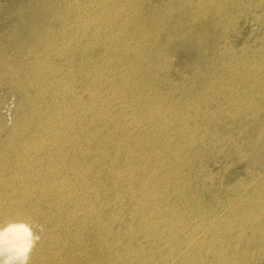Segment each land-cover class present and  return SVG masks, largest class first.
I'll return each mask as SVG.
<instances>
[{"label":"rangeland","instance_id":"1","mask_svg":"<svg viewBox=\"0 0 264 264\" xmlns=\"http://www.w3.org/2000/svg\"><path fill=\"white\" fill-rule=\"evenodd\" d=\"M51 1V2H50ZM65 1V2H64ZM75 1V2H74ZM84 0H71V6L69 4L68 1L66 0H0V50L4 53H8L7 54V57L6 58H11L13 60V62L15 63H19L18 61H24V59L27 57V56H30V54L28 52L32 51L29 47L30 45H33V46H37L38 43H40L39 40H41V38H46L45 39H49V40H52L53 38H56L57 34L56 33H60L61 31V27L59 25V21H57V24L54 22L55 20L59 19V20H68L70 22H72V25L74 24L72 20H76L78 21L80 19V22H82V24H85L86 23V26H87V30L85 31L84 34H87V38H83L81 39V37H78V38H74L71 36L72 40L71 42H66L67 46H69L71 48V51L72 54H70V56H67L64 61L67 62V64H69V67H68V70L67 71H64L63 70V65L60 63V57H57L55 58L56 56H53L50 52H47L48 54H40L39 51L37 50V47H34V52L37 56L41 55L40 57L41 58H45L46 60V66L43 65V69H47V65H51V68L48 67L47 69V83H44V86H47L48 87V90H47V94L44 92L43 96L41 97H38V99H40L39 101L37 100V104H36V110H39L41 111L40 113L35 111V110H32L33 114H31V109L29 108V106H27L26 104V101L24 99H18L21 95L19 94V91H16L14 90V88H16L15 84L12 83L11 80H9L8 78H0V137H9L10 135H14L12 134L14 130V127L16 126L17 122H19L18 120H22V114L24 113L25 114V118L27 119L28 118V121L31 120L32 118L34 119V121L36 122V125L37 128L35 127V129H37L36 132H39V133H34V134H40L42 132H44V129L47 130L45 132H48L50 134H57V136H60L61 138H68L70 140V144L71 143H77L80 139L79 137V134L83 135V133L85 132V134L87 135V137H89L90 135V141L93 140L92 142H97V144L93 143L92 145L98 147L99 149L101 150H104L106 151V154H110V157L109 158H106L107 160H104L106 162H104L102 165L99 164L98 166L100 167V170L102 172V176L101 178L103 179V187L100 189V191H98L97 189L95 190V192L102 197L101 199V203L104 204V208H103V215H105L103 217V222H106V223H109L110 222V219L112 216H114V212H116L115 214L117 215L118 213V217L120 215V219L124 218L122 221L127 224V225H124V223H122L121 225L114 222V224L112 225V230H113V236L116 237L118 240H115L114 238V241L117 243V244H120L119 245V248L118 249L119 251L121 250V255L124 254L125 250H124V247L125 246H128L131 244L133 245L137 252H139V250L142 253H146V257L144 256V258H138L135 257L139 260H136L138 262H140L141 264H152V263H155V264H192L194 261V264H220L221 262L223 264H225L227 262V264H264V248L260 249L261 247H264V211H262L264 209V203H262L264 201V0H223L224 2H222V0L218 1V0H201V3H200V0H97L96 2L94 1V4H95V7H93L89 2H84L82 3ZM106 3H105V2ZM147 1V2H145ZM208 3H207V2ZM213 1V2H212ZM216 1V2H215ZM230 1V2H229ZM234 1V2H232ZM242 1V2H241ZM244 1V2H243ZM47 2V3H46ZM74 2V3H73ZM79 2H80V5H79ZM129 2V3H128ZM142 2V3H141ZM157 2V3H156ZM165 4H164V3ZM170 2V3H168ZM198 2V3H197ZM206 2V4H205ZM211 2V3H210ZM219 2V3H218ZM227 2H229V7L232 6V7H227L228 4ZM236 2V3H235ZM240 2V3H238ZM247 2V3H246ZM41 5H40V4ZM97 3L99 5H97ZM104 5H103V4ZM111 3V4H110ZM120 3V4H119ZM125 3V4H124ZM153 3V5H152ZM167 3V4H166ZM175 3V4H174ZM187 3V4H185ZM189 3L191 5H189ZM213 3V4H212ZM222 5H221V4ZM34 4V5H33ZM90 4V5H89ZM107 6H106V5ZM116 6H115V5ZM159 4V5H158ZM160 4H163V5H160ZM174 7L173 9L172 6ZM204 4H205V8H204ZM208 4V5H207ZM211 4V5H210ZM247 6H246V5ZM261 4V5H260ZM32 5V6H31ZM66 5V6H65ZM140 5V6H139ZM152 5V7H151ZM167 5V6H166ZM170 5V7L168 6ZM184 5V6H183ZM195 5V6H194ZM199 5V6H198ZM214 5V6H212ZM224 5H225V8H224ZM238 5H239V8H238ZM257 5V6H256ZM260 5V6H259ZM27 6V7H26ZM56 6V7H55ZM84 7L86 6V11H82L80 13L79 10L75 9L74 7L76 8H81V7ZM89 8L92 6V9ZM99 6V7H98ZM104 9H102L103 7ZM106 6V7H105ZM112 6V7H111ZM116 8H115V7ZM118 6V7H117ZM163 6V7H162ZM187 6V7H186ZM208 6V7H206ZM245 6V7H243ZM34 7V8H33ZM98 7V9H97ZM114 7V9H113ZM122 7V8H121ZM124 7V9H123ZM134 9H133V8ZM143 7V8H142ZM150 7V9H149ZM159 7V9H158ZM181 7V8H179ZM190 7V8H189ZM195 7V8H194ZM202 7V8H201ZM211 7V8H210ZM220 7V8H219ZM241 7V8H240ZM28 8V9H27ZM96 8V9H95ZM108 10H107V9ZM111 8V9H110ZM155 8V9H154ZM199 8H200V11H199ZM213 8V9H212ZM215 8V9H214ZM233 8V10H232ZM245 8H248V9H245ZM252 10H251V9ZM95 9V12H93L92 14V11H94ZM110 9V10H109ZM121 9H122V12H121ZM149 9V10H148ZM168 9V10H167ZM176 9V10H174ZM184 9V10H183ZM189 9V10H187ZM203 11H202V10ZM209 9V11L207 10ZM211 9V10H210ZM223 12H221L220 11ZM230 9V10H228ZM239 9V11H238ZM242 9V11H241ZM255 9V10H254ZM258 9V11H256ZM29 10V11H28ZM70 10V11H69ZM74 10V11H73ZM119 10V11H118ZM125 10V11H123ZM128 10V11H127ZM136 10V11H134ZM140 10V12H139ZM162 10V11H160ZM164 10V11H163ZM174 13H173V11ZM187 10V11H186ZM207 10V11H206ZM244 10V11H243ZM54 11V12H53ZM68 11H69V14H68ZM88 11V12H87ZM103 11V12H102ZM152 11V12H151ZM154 11V12H153ZM158 11V12H157ZM172 11V12H170ZM196 11V13H195ZM198 11V12H197ZM206 11V12H204ZM220 11V12H219ZM225 11H226V15L225 14ZM235 11V12H234ZM248 11V13H247ZM53 12V13H52ZM75 12V13H74ZM111 14H110V13ZM113 12V13H112ZM119 14H118V13ZM131 12V13H130ZM134 12V13H133ZM136 12H138L140 15L136 14ZM147 12V13H146ZM167 12V14H166ZM183 12V13H182ZM210 12V13H209ZM212 12V13H211ZM217 14H216V13ZM231 12V13H230ZM238 12V13H236ZM244 12V13H243ZM79 15H77V14ZM91 13V14H90ZM125 15L123 16L122 14ZM128 13H130L128 15ZM144 13V14H143ZM202 14V15H198V14ZM207 13V14H205ZM235 13V14H234ZM246 13V14H245ZM252 13H254L252 15ZM257 13V14H256ZM71 14V15H70ZM83 14V15H82ZM89 14V15H88ZM107 14V15H106ZM115 14V15H114ZM154 14L156 15V17H154ZM159 14V15H157ZM174 14V15H173ZM184 14V15H183ZM205 14V16H204ZM209 14V15H208ZM213 16H212V15ZM219 14V15H218ZM233 14V15H231ZM238 14V15H237ZM240 14V16H239ZM244 16H243V15ZM248 14V15H247ZM25 15V16H24ZM31 15V18L29 17ZM69 15L72 17L71 19L69 18ZM77 15V17H76ZM82 15V16H81ZM86 15V16H85ZM91 15V16H90ZM113 15V16H112ZM117 15L118 18H117ZM128 15V16H127ZM135 15V17H134ZM142 15V17H141ZM152 15V16H150ZM172 15V16H171ZM184 17H183V16ZM189 15V16H188ZM208 15V17L206 16ZM211 15V16H210ZM217 15V16H216ZM236 15V16H235ZM242 15V16H241ZM251 15V16H250ZM24 16V18H23ZM51 16H53V23L52 20H51ZM79 16V17H78ZM81 16V18H80ZM91 18H89V17ZM165 16V17H164ZM199 18H198V17ZM227 16V18L225 17ZM241 17V19L239 17ZM249 16V17H248ZM256 16V18H255ZM74 17H76V19H74ZM93 17V18H92ZM95 17V19H94ZM110 17V18H109ZM121 17V18H119ZM139 17V19H138ZM154 17V18H153ZM171 19H170V18ZM173 17V18H172ZM176 17V18H175ZM194 17V19H192ZM214 17H218V18H214ZM224 17V19H222ZM236 17V18H235ZM243 17V18H242ZM79 18V19H78ZM86 18V20H85ZM99 18V19H98ZM104 18V19H102ZM143 18V19H142ZM145 18V19H144ZM155 18H156V21H155ZM159 18V19H158ZM162 18V19H161ZM198 18V19H197ZM212 18V20H211ZM220 18V20H219ZM235 18V19H234ZM239 18V19H238ZM259 18V22L257 21ZM84 19V20H83ZM120 21H119V20ZM138 21V24H137V21ZM141 19V20H140ZM158 19V20H157ZM186 19V20H184ZM196 19V20H195ZM206 21H205V20ZM245 19V20H244ZM247 19V20H246ZM249 19V20H248ZM24 22H23V21ZM88 20V21H87ZM100 20V21H99ZM106 21L108 20V22H110V24L107 22V25H106V22H102V21ZM116 20V21H114ZM127 20V22H126ZM129 20V21H128ZM145 20V21H143ZM161 20V21H160ZM165 20V21H164ZM171 20V21H169ZM175 20V21H174ZM191 20V21H190ZM215 20V21H214ZM238 20V21H236ZM253 20V21H252ZM84 21V22H83ZM93 21V22H92ZM100 23H98V22ZM113 21V22H112ZM143 21V22H142ZM150 21V22H149ZM174 21V22H173ZM182 21V22H181ZM184 21V22H183ZM193 21V22H192ZM196 21V22H194ZM221 21H224V22H221ZM245 21V22H244ZM256 21L255 24H253L252 22ZM52 22V25L53 26H50V30H46L47 29V23H51ZM116 22V23H115ZM136 22V23H135ZM157 22V25H159L157 27V25H155ZM163 22V24L161 25V23ZM215 22V23H213ZM217 22V23H216ZM226 22V23H225ZM228 22V23H227ZM234 22V23H232ZM237 22V23H236ZM23 23V24H22ZM45 24L42 25V24ZM89 23L92 25L89 26ZM97 23V24H96ZM104 23V24H103ZM122 23L124 25H122ZM127 23V24H126ZM142 23V24H140ZM155 23V24H154ZM182 23V24H181ZM214 24V28H213V24ZM218 23L220 25H218ZM224 23V24H222ZM231 23V24H230ZM236 23V24H235ZM258 23V24H257ZM71 24V23H70ZM125 24L128 26H125ZM130 24V25H129ZM135 24V26H134ZM144 24V25H143ZM175 24V25H173ZM180 24V25H179ZM237 25V26H233V25ZM37 25V26H36ZM112 25H116L115 28L112 26ZM140 25V26H139ZM146 25V26H145ZM177 25V27H176ZM179 25V26H178ZM182 25V26H181ZM224 25V26H223ZM252 25V26H251ZM262 25V26H261ZM94 26V27H93ZM96 26V27H95ZM104 26V27H102ZM122 26V28H120ZM125 26V27H124ZM144 26V27H143ZM156 26V27H155ZM166 26V27H165ZM227 26V27H226ZM15 27V28H14ZM30 27V28H29ZM44 27L45 30H44ZM112 27L114 29H112ZM127 27V28H126ZM134 27V28H133ZM139 27H141L139 29ZM163 27V28H162ZM174 27V28H173ZM215 27H219L218 29ZM224 27V28H223ZM232 27V28H231ZM259 27V29H258ZM262 27V28H261ZM14 28V29H13ZM22 28V29H21ZM89 28V29H88ZM97 28V29H96ZM100 28V29H99ZM138 28V29H136ZM155 28L157 30H155ZM170 28V29H169ZM178 29V30H175ZM257 28V29H256ZM28 29H30L28 31ZM104 30V31H101ZM125 29V30H124ZM128 29V30H127ZM142 29V30H141ZM154 29V30H153ZM161 29V30H160ZM176 33H175V31ZM225 29V30H223ZM262 29V30H261ZM19 30V31H17ZM89 30V32H88ZM97 30V33L96 31ZM100 30V31H98ZM111 30L112 33H111ZM127 30V31H126ZM141 30V31H140ZM153 30V31H152ZM215 32H214V31ZM235 30V31H233ZM253 30V32H252ZM36 31V32H35ZM46 31H52V32H46ZM58 31V32H57ZM110 31V32H109ZM122 31V32H121ZM148 31V32H147ZM157 33H156V32ZM160 31V32H159ZM161 31H162V34H161ZM166 33H165V32ZM173 31V32H172ZM180 31H183V32H188V33H192V36L197 40V42H194L192 40V42L190 43V40H183L181 38H179L178 36L176 35H179L181 34ZM223 31H224V34H223ZM100 34H99V33ZM102 32V33H101ZM118 32V33H116ZM129 32H130V35H129ZM152 32V33H151ZM155 32V33H154ZM210 32V33H209ZM232 32V33H231ZM11 33V34H10ZM13 33V35H12ZM37 33V34H36ZM128 33V35H127ZM133 33V34H132ZM142 33V34H141ZM151 33V34H150ZM171 33H174V34H171ZM226 33V34H225ZM229 35H228V34ZM95 34V37H93ZM106 34V35H105ZM120 34V35H118ZM123 34V35H122ZM146 34V35H145ZM155 34V35H154ZM158 34H159V38H161V40L158 38ZM22 35V36H21ZM89 35V36H88ZM92 35V36H91ZM97 35V36H96ZM105 35V36H104ZM117 35V36H116ZM134 35V36H133ZM153 35V37L151 36ZM223 35V36H222ZM227 35V36H226ZM10 36H12L10 38ZM40 36V37H38ZM111 36V38H110ZM148 36V37H147ZM172 36H175L174 39H172L173 37ZM225 36V37H224ZM17 37V38H16ZM37 37V39H36ZM59 40H62L63 37L59 36ZM121 37V38H120ZM132 37V38H131ZM134 37V38H133ZM168 37H171L170 39ZM234 39H233V38ZM25 38V39H24ZM89 38V39H88ZM112 42H111V39H113ZM126 38V39H125ZM130 38V39H129ZM156 38V39H154ZM164 38V39H163ZM220 38V40H218ZM229 38V39H228ZM231 38V39H230ZM24 39V40H23ZM77 42V44L79 46H84V50L83 52L81 53V50H80V54H76L75 51L76 50H73L75 49L76 47V42H74V40ZM81 39V40H80ZM86 41H85V40ZM91 39V40H90ZM132 39V40H131ZM138 41H136V40ZM223 39V40H222ZM254 39V40H253ZM10 40V42H9ZM23 40V41H22ZM34 40L36 43H34ZM80 40V41H79ZM143 40V41H142ZM146 40V41H145ZM151 40V42H149ZM155 42H154V41ZM218 40V41H216ZM227 40V41H226ZM233 40V41H232ZM8 41V42H6ZM20 41V42H19ZM38 41V43H37ZM119 41V42H118ZM132 41V42H131ZM142 41V42H141ZM144 41H145V44H148L147 46H145L144 44ZM224 41V42H223ZM254 41V43H253ZM258 41V42H257ZM27 42V43H26ZM115 42V43H114ZM127 42V43H126ZM133 42L135 43L134 46L132 45ZM137 42V43H136ZM158 42V43H157ZM214 42H215V45H214ZM222 42V43H221ZM229 43V45L227 43ZM6 43L8 45H6ZM16 43H19V44H16ZM75 43V44H74ZM112 43L114 44V46L112 45ZM140 43V44H139ZM168 43V44H166ZM213 43V44H212ZM244 43V44H243ZM262 43V44H261ZM142 45L141 47L138 46V45ZM155 44V45H154ZM223 44V45H222ZM226 44V45H225ZM116 45V46H115ZM125 45V46H124ZM150 45H152V47H149ZM166 45V46H165ZM181 45V46H180ZM212 45H214L215 47H213ZM254 45V46H253ZM257 45V46H256ZM263 47H262V46ZM28 46V47H27ZM89 46V47H88ZM92 46V47H91ZM120 46V47H119ZM210 46H212L213 48H211ZM227 46V47H226ZM2 47V48H1ZM119 47V48H118ZM136 47V48H135ZM139 47L141 48L139 51L137 49H139ZM143 47V49H142ZM146 49H145V48ZM166 47V48H165ZM170 47V48H169ZM210 47V48H209ZM225 47V49H224ZM253 47V48H252ZM258 47V48H257ZM260 47V49H259ZM262 47V48H261ZM21 48V49H20ZM116 48V49H115ZM131 48V49H130ZM152 48V49H151ZM154 48V49H153ZM159 48V49H158ZM193 48V49H192ZM222 48V49H221ZM228 48V49H227ZM236 48V49H235ZM245 48V49H244ZM24 49V51H23ZM88 49V50H87ZM92 50L90 52V50ZM118 49V51H117ZM136 49V50H135ZM148 49V50H147ZM172 49V50H170ZM176 49V50H175ZM213 49V51H212ZM220 49V50H219ZM30 50V51H29ZM128 50V51H127ZM130 50V51H129ZM143 50V51H141ZM156 50V51H155ZM160 50V51H159ZM166 50V52H165ZM215 50V52H214ZM227 50V51H226ZM23 51V52H22ZM87 51V52H86ZM89 51V52H88ZM135 51V52H134ZM171 51H173L172 53H170ZM209 51V52H208ZM219 51V52H218ZM224 51V52H223ZM228 51L232 52V53H228ZM241 53H240V52ZM257 51V52H256ZM128 53L126 55V53ZM131 52V53H130ZM145 52V53H144ZM220 54H218V53ZM222 52V53H221ZM227 52V53H226ZM234 52V53H233ZM246 52V54H245ZM253 52V53H252ZM259 52V53H258ZM10 53V54H9ZM87 53V55L85 54ZM117 53V54H116ZM162 53V54H161ZM174 53V54H173ZM210 53V54H209ZM212 53V54H211ZM215 53V54H214ZM238 53V54H237ZM244 55L243 57H245L246 59L242 58L240 56ZM255 53V54H254ZM16 54V55H15ZM24 56H22V55ZM29 54V55H28ZM50 54V55H49ZM132 55V56H129V55ZM135 54V55H134ZM140 54V55H139ZM149 54V55H148ZM162 56H161V55ZM169 54V56H168ZM218 54V55H217ZM221 54L223 55L224 54V58L223 56L221 57ZM253 54V55H252ZM10 55V57H9ZM12 55V56H11ZM21 56V58H19V56ZM112 55L114 56L115 59H119V56H120V59L123 61V64L124 66H122V64L119 65V67H115L114 63L111 62L109 63L108 59H109V56ZM148 57H147V56ZM167 55V56H166ZM230 55V56H229ZM235 55V56H233ZM248 55V56H247ZM260 55V56H259ZM263 55V56H262ZM122 56V57H121ZM176 56V57H175ZM214 58H213V57ZM253 56V57H252ZM24 57V58H23ZM132 57V58H130ZM137 59H136V58ZM165 57V58H164ZM173 57V58H172ZM175 57V58H174ZM210 57V59H209ZM219 57V58H218ZM240 57V58H239ZM256 57V58H255ZM18 58V59H17ZM135 58V60H134ZM155 58V59H154ZM160 58V60H159ZM203 58V59H202ZM224 60H223V59ZM239 60V63L240 65L238 64V60ZM21 59V60H19ZM67 59V60H66ZM102 59V60H101ZM104 59L105 62L103 61ZM125 59V60H124ZM146 59V60H145ZM149 59V60H148ZM173 61H172V60ZM177 59V60H176ZM198 59V60H197ZM230 59V61H229ZM257 59V60H256ZM259 59V60H258ZM0 60H2L1 56H0ZM26 60V59H25ZM56 60V61H55ZM59 60V61H58ZM129 60V61H128ZM169 60V61H168ZM212 60H216V61H212ZM218 60V61H217ZM242 60V61H241ZM22 61V62H23ZM30 60H26V63L29 62ZM132 61V62H131ZM141 62V63H138ZM144 61H147V64L146 62ZM160 61V63H159ZM167 61V62H166ZM237 61V62H236ZM247 61V62H246ZM54 62V63H53ZM58 62V63H57ZM90 62V64H89ZM93 62V65L91 64ZM107 62V63H106ZM129 62V63H128ZM153 62V63H152ZM166 62V63H165ZM171 62V63H170ZM196 62V63H195ZM206 62V63H205ZM214 62V63H212ZM255 62V65L254 64H251V63H254ZM258 62V63H257ZM31 63V62H30ZM55 63L54 66L57 67V71L54 72L52 71V67ZM98 63V64H96ZM157 63V64H156ZM165 63V64H164ZM167 63H170V64H167ZM232 63V64H231ZM235 66H234V64ZM244 64L241 66V64ZM257 63V64H256ZM59 64V65H58ZM81 65L82 69H83V75H82V80H85V84H84V87H83V93L80 91V87H77L75 84H74V81H70V82H66L67 81V78L69 76V74L71 73L72 75H74V72H76V65ZM96 64V65H95ZM104 64L106 67H104ZM111 64V65H110ZM152 64V65H151ZM156 64V65H155ZM238 64V65H237ZM259 64V65H258ZM49 65V66H50ZM132 65V66H131ZM135 65V66H134ZM140 65V66H139ZM143 65H146L144 67H141ZM149 65V66H148ZM210 65V66H209ZM250 65V66H249ZM253 65V66H252ZM259 67H257V66ZM34 68H38L40 65L39 64H35L33 65ZM38 66V67H37ZM72 66V67H71ZM90 66V67H89ZM92 66V68H91ZM131 66V67H130ZM156 66V68H155ZM161 66V67H160ZM166 68H165V67ZM207 66V67H206ZM225 66V67H224ZM230 66H232L233 68H231ZM239 66V67H238ZM249 66V68H248ZM261 66V67H260ZM104 67V68H103ZM108 67V68H107ZM130 67V69H129ZM132 67L134 70H132ZM152 67V69H151ZM174 67V68H173ZM213 67V68H211ZM215 67V68H214ZM236 67V68H234ZM75 68V69H73ZM86 68H88L86 70ZM91 68V69H90ZM100 68V69H99ZM118 68H121V71H122V77L119 78V79H114L115 82H112L114 80H111L109 79V83L108 81H103V85L101 86H104L103 88L102 87H99V89L97 90V93H96V90H95V87L96 85L94 86L92 81V76H95V72L96 70H98L99 72H101L103 70V75L104 77L108 76L111 78V74L113 73V70L114 69H118ZM137 68V69H136ZM143 68V69H141ZM149 68V69H148ZM165 68V69H164ZM168 68V70H167ZM222 68V69H221ZM224 68L226 71H224ZM238 68V70H237ZM245 68H247L248 70H246ZM254 68V69H253ZM84 69L86 71H84ZM90 69V70H89ZM96 69V70H94ZM139 69H141L142 71H140ZM155 69V70H154ZM171 69V70H170ZM173 69V70H172ZM179 69V71H178ZM206 69V70H205ZM214 69V70H213ZM232 69V70H231ZM252 69V70H251ZM262 69V70H261ZM106 70V71H105ZM136 70V71H135ZM139 70V71H138ZM154 72H153V71ZM160 70V71H159ZM163 70V71H161ZM210 70V71H208ZM230 70V71H229ZM234 70V71H233ZM242 70V71H241ZM95 71V72H94ZM105 71V72H104ZM110 71V72H108ZM130 71V72H129ZM132 71V73H131ZM156 71V72H155ZM214 71V72H213ZM217 71V72H216ZM229 71V72H228ZM233 71V73L231 72ZM236 71V73H235ZM244 71V72H243ZM247 71V73H246ZM260 71V73H259ZM91 74L89 75L88 73ZM107 72V73H106ZM112 72V73H111ZM123 72L125 74H123ZM129 72V73H128ZM160 74H159V73ZM163 72V73H162ZM171 72V73H170ZM181 72V73H179ZM212 72V73H211ZM216 72V74H214ZM226 72V74H225ZM251 74H250V73ZM77 73V72H76ZM135 73H138V74H135ZM144 73V75H143ZM162 73V74H161ZM186 73V74H185ZM190 73V74H189ZM195 73V74H194ZM260 75H259V74ZM49 74V75H48ZM87 74V75H86ZM110 74V75H109ZM129 76H127V75ZM136 75V78L135 76H132V75ZM159 74V75H158ZM177 74V75H176ZM194 74V75H193ZM197 74V76H196ZM221 74V75H220ZM242 74V75H241ZM248 76H246V75ZM255 76H254V75ZM40 75H42V73H40ZM131 75V77H130ZM142 75V76H141ZM183 75H185L183 77ZM192 75L194 77H192ZM226 75V76H225ZM233 77H232V76ZM246 77H245V76ZM253 75V77H252ZM262 75V76H261ZM85 76L87 78H85ZM124 76V77H123ZM140 76V77H139ZM158 78H157V77ZM163 76V77H162ZM167 76H170L167 78ZM182 76V77H181ZM189 76V78H188ZM211 76V78H210ZM216 76V77H215ZM219 76V77H218ZM257 76V77H256ZM44 79H45V75H43ZM128 77V78H127ZM142 77V79H141ZM156 77V79H155ZM174 77V78H173ZM227 77V78H226ZM235 77V79H233ZM247 77H249L248 81H247ZM251 77V78H250ZM59 78V79H58ZM64 78V79H63ZM90 78V79H89ZM125 78V80H124ZM133 78V79H132ZM134 78L136 80H134ZM161 78V79H160ZM165 78V79H164ZM186 78V79H185ZM188 78V79H187ZM193 78H195L193 80ZM198 78V79H197ZM217 78V79H216ZM223 78V79H222ZM243 78V79H242ZM261 81L258 82V79ZM58 79V81H57ZM121 79V80H120ZM123 79V80H122ZM130 79V81H129ZM138 79V80H137ZM140 79V80H139ZM160 79V81H159ZM168 79V80H167ZM208 79H212V80H208ZM241 79V80H240ZM257 79V80H256ZM120 80V81H118ZM143 80V82H142ZM176 80V81H175ZM178 80V81H177ZM196 80V82H194ZM225 83H224V81ZM239 80V81H237ZM243 80V81H242ZM253 83H251V81ZM5 81H8V82H5ZM91 81V82H90ZM126 81V82H125ZM129 81V82H128ZM134 81V82H133ZM140 81V82H138ZM149 83H148V82ZM158 81V82H157ZM167 81V82H166ZM170 81V82H168ZM177 82L175 84V82ZM185 81V82H184ZM190 81V82H189ZM201 81V82H200ZM204 81V83H203ZM216 81V82H215ZM218 81V83H217ZM221 81V82H220ZM10 82V83H9ZM57 82V83H56ZM60 82V83H59ZM63 82V83H62ZM137 82V83H135ZM145 82V84H144ZM180 82V83H179ZM184 82V83H183ZM188 82V83H187ZM207 84H206V83ZM239 82V83H237ZM244 82V83H243ZM258 84H257V83ZM39 83V82H38ZM67 83V84H65ZM70 83V84H69ZM121 83V84H120ZM126 83V85H124ZM141 83V85H140ZM146 83L148 84V86L146 87ZM151 83V84H150ZM178 83H179V86H178ZM182 83L184 84L182 86ZM186 83V84H185ZM192 83V84H191ZM194 83V84H193ZM196 83V84H195ZM199 83V84H198ZM202 83V84H201ZM212 83L214 85V87H212ZM219 83L220 86H219ZM225 86H223L224 84ZM233 84L230 85V84ZM246 83V84H245ZM248 83V84H247ZM256 83V84H255ZM51 84V86H50ZM64 84V85H63ZM73 84V85H72ZM105 84V85H104ZM114 84V86H112ZM116 84V85H115ZM120 84V85H119ZM123 84V85H122ZM129 84V85H128ZM135 85V88H134V85ZM165 84V85H164ZM169 84V85H168ZM175 84V85H174ZM190 84V85H189ZM204 84V85H203ZM236 84V85H235ZM239 84V87H237ZM244 84V86H242ZM253 84L255 86H253ZM49 85V86H48ZM59 85V86H58ZM69 85V86H68ZM122 85V86H121ZM144 85V86H143ZM175 87V88H173ZM189 85V86H188ZM192 85V86H191ZM199 85V86H198ZM209 85L211 86L210 89H209ZM226 85H227V88H226ZM246 85V86H245ZM263 85V87H262ZM62 86V87H61ZM119 86V87H118ZM125 86H126V89H125ZM129 86V87H127ZM138 88H137V87ZM192 88H191V87ZM203 88H202V87ZM223 86V87H222ZM241 86V87H240ZM252 86V87H251ZM58 87V88H57ZM60 87L63 89H66V92H68L67 90H69V92H71V95L69 96H65V97H69L64 99L65 100V103L67 104V102L69 104H67L68 106H75L74 107V110H69V113L70 112H73V114L71 113L69 118H66L65 117H68V113L64 112V111H67V110H61L59 108V110H57L58 106L56 105H53L54 102L56 101H60L62 102L63 101V93L60 97V92H58V90L60 89ZM64 87V88H63ZM72 87H74L75 90L72 89ZM88 87V88H87ZM90 87V88H89ZM113 91H111V93L108 92L109 88ZM112 87V88H111ZM124 89H123V88ZM145 87V88H144ZM184 90H182L181 89ZM207 87V88H206ZM231 90H229L228 89ZM252 89H251V88ZM53 88V89H52ZM87 89V91H84V89ZM93 88V89H92ZM105 88V89H104ZM136 90V97H135V91H131V90ZM137 88V89H136ZM173 88V89H171ZM220 88H223V89H220ZM241 88V89H240ZM245 88V90H243ZM258 88V89H256ZM57 89V90H55ZM70 89L72 91H70ZM91 89V90H90ZM119 89V90H118ZM128 89V90H127ZM139 89V90H138ZM164 89V90H163ZM191 89V90H190ZM207 89V90H206ZM217 89V90H216ZM225 89V90H224ZM235 89V90H234ZM239 91H238V90ZM249 91H248V90ZM21 90V89H20ZM107 90V91H105ZM122 90V92H121ZM126 90V91H125ZM130 90V92H129ZM143 90V91H142ZM150 90V91H148ZM158 90V91H157ZM161 90V91H160ZM180 90V91H179ZM201 90H204V91H201ZM210 90V92H209ZM253 90V91H252ZM259 90V91H258ZM30 91V90H29ZM50 91V92H49ZM78 91V92H77ZM91 93V91H95L96 93V96L98 97H93L92 94L90 93H87L86 95V92H89ZM117 91V92H116ZM128 91V92H127ZM151 91L154 93L152 94ZM175 91V92H174ZM182 91V92H181ZM190 91L193 92L191 93L192 95H190ZM199 91V93L202 95H199V93L197 92ZM213 91V93H212ZM214 91L216 93H218L219 95L222 94V95H218L216 93H214ZM221 91V92H220ZM237 91V92H236ZM258 91V92H257ZM260 91H263V92H260ZM22 92V91H21ZM32 92V93H31ZM31 92L29 93L31 96H35L36 92L34 90H31ZM100 92V93H99ZM104 92V95H102ZM119 92V93H118ZM133 94H132V93ZM141 92H143L141 94ZM160 92V94H159ZM166 92V93H165ZM168 92V93H167ZM170 92V93H169ZM180 92V93H179ZM205 92V94H204ZM207 92V93H206ZM231 92V93H230ZM248 92V93H247ZM251 92V93H249ZM18 93V94H17ZM55 93V94H54ZM59 93V94H58ZM82 93V94H81ZM85 93V94H84ZM121 93V94H120ZM145 93V94H144ZM147 93V94H146ZM164 94V96L162 94ZM175 93V94H174ZM183 93V94H182ZM189 95H187V94ZM211 93V95L209 94ZM235 93H237L238 95H236ZM247 95H246V94ZM262 93V94H261ZM34 94V95H33ZM58 94V96H56ZM76 94V95H75ZM82 95V98L77 100V95ZM109 94V95H108ZM111 94H113L112 96H110ZM116 94V95H115ZM126 94V95H125ZM150 94V95H149ZM157 94V95H156ZM173 94V95H172ZM181 94V95H180ZM227 96H226V95ZM257 94V95H256ZM260 94V95H259ZM50 95V96H49ZM86 95V96H85ZM91 95V96H90ZM100 95V96H99ZM120 95V96H119ZM123 95V96H122ZM133 99H132V97ZM143 95V96H141ZM172 95V96H170ZM175 95V96H174ZM194 95V96H193ZM198 95H199V99H198ZM217 95V96H216ZM225 95V96H224ZM230 95V96H229ZM235 95V96H234ZM245 95V98L241 99L242 97H244ZM252 95V96H251ZM263 95V96H262ZM15 96V97H14ZM18 96V97H17ZM45 96V97H44ZM52 96V97H51ZM55 96V98H53ZM74 96V97H73ZM90 96V97H89ZM108 96V97H107ZM110 96V97H109ZM119 96V98H118ZM168 96V97H167ZM178 96V97H177ZM182 96V97H181ZM191 98L189 99V103L187 102L188 101V98ZM231 97V98H228ZM240 96V98H239ZM242 96V97H241ZM247 96V98H246ZM256 96V97H255ZM49 97V98H47ZM58 97V98H57ZM76 97V98H75ZM93 97V98H92ZM100 97V99H99ZM102 97V98H101ZM106 97V98H105ZM112 97V98H111ZM130 97V98H129ZM138 97V99H137ZM149 97V98H148ZM151 97V98H150ZM158 100H157V98ZM172 97V98H171ZM175 99H174V98ZM177 97V98H176ZM184 97V98H183ZM202 97V98H201ZM208 97V98H207ZM215 97V98H214ZM217 97V98H216ZM223 97V99H221ZM249 97V99H248ZM21 98V97H20ZM32 98V97H31ZM30 98V99H31ZM54 100H53V99ZM92 98V99H91ZM98 100H97V99ZM108 98V99H107ZM117 98V100H116ZM124 98V100H123ZM127 98V99H126ZM146 98V99H145ZM166 98V99H165ZM169 98V99H168ZM171 98V99H170ZM195 98V99H194ZM225 98V99H224ZM233 98V100H232ZM236 101H235V99ZM239 98V100H238ZM254 98V99H253ZM16 99V100H15ZM47 99V100H46ZM56 99V100H55ZM96 99V100H94ZM102 99V100H101ZM109 100L111 101V104L110 102H106L104 100ZM111 99V100H110ZM113 99H115L113 101ZM118 99H120L118 101ZM135 99V100H134ZM151 99V100H150ZM164 99V100H163ZM181 99L183 101V99L185 101L181 102ZM203 99V100H201ZM207 99V100H206ZM212 99H215V100H212ZM226 99L227 102H226ZM250 101H248V100ZM259 99V100H258ZM20 102H19V101ZM42 100V101H41ZM68 100V101H67ZM72 100V101H71ZM74 100V102H73ZM77 100V102H75ZM89 100V102L87 101ZM131 100V102H130ZM146 101V103L144 104V102ZM156 100H157V103H156ZM160 100V101H159ZM191 100V101H190ZM195 100V101H194ZM207 102H205V101ZM225 101L223 103L221 101ZM232 100V101H231ZM258 102H257V101ZM46 103H45V102ZM80 101V102H79ZM85 101V102H83ZM99 101V102H98ZM102 103H101V102ZM136 101V103H134ZM153 101V102H152ZM164 101V102H163ZM168 101V102H167ZM170 101L172 103V105L170 104ZM179 101V102H178ZM212 101V102H211ZM214 101V103H213ZM217 101V102H216ZM220 101V102H219ZM231 103H229V102ZM237 101H240V102H237ZM254 101V102H252ZM262 101V102H261ZM49 102V103H48ZM51 102V103H50ZM72 102V103H71ZM84 104H83V103ZM94 102V103H93ZM106 102V103H105ZM120 102V103H119ZM174 102V103H173ZM178 106H177V104ZM191 102V104H190ZM194 102V104L196 105H192V103ZM196 102V103H195ZM205 102V103H204ZM216 102V103H215ZM236 102V104H235ZM242 102V103H241ZM250 102V103H249ZM16 103V104H15ZM40 103L43 104L41 105V109L39 108L40 106ZM79 103H81V105L79 107H76L77 104L79 105ZM100 103V104H99ZM127 103V104H126ZM150 105H149V104ZM155 103V105H154ZM168 103V104H167ZM220 103V105H219ZM241 103V104H240ZM247 103V105H246ZM249 103V104H248ZM252 103V105H251ZM258 103V105H257ZM73 104V105H71ZM86 108H84L83 106ZM92 104V105H91ZM104 104V105H103ZM114 104V106H112ZM117 104V106H116ZM120 104V105H119ZM129 104V105H128ZM130 104H132L130 106ZM137 104V105H136ZM159 105V108H157V106ZM207 104V105H206ZM218 104V105H217ZM240 104V105H239ZM243 104H245L244 106H246L244 108ZM256 106H254V105ZM17 105V106H16ZM49 105V106H48ZM95 105V106H93ZM99 105V106H98ZM107 107H106V106ZM111 105V106H109ZM123 105V106H121ZM144 105V106H143ZM148 105V107H147ZM154 105V106H153ZM174 105V106H173ZM181 107H180V106ZM183 105V106H182ZM210 105V106H209ZM216 105V106H215ZM228 105V106H226ZM237 107L235 108L234 107ZM239 105V106H238ZM26 106V108H24ZM51 106V107H50ZM90 109H88L89 107ZM99 108H98V107ZM101 106V107H100ZM116 106V107H115ZM140 106V108L138 107ZM151 106V108H150ZM165 106V107H164ZM186 106H189L187 107L188 110H185ZM192 106V107H191ZM195 106L197 108H195ZM242 106V107H241ZM253 106V107H252ZM258 106V107H257ZM262 106V108H261ZM15 109H14V108ZM48 107V108H47ZM55 109L60 112L61 111V115L59 116V121L57 119H55L52 115L53 112H52V109ZM57 107V108H56ZM97 107V108H96ZM133 107V108H131ZM144 107V109H143ZM158 109H156V108ZM171 107V109H170ZM174 107V108H173ZM179 107V108H177ZM205 107V108H204ZM216 107V108H214ZM218 107H222L220 109V111H218L219 109H217ZM224 107V108H223ZM230 108L228 110V108ZM234 107V108H233ZM251 107V109H250ZM76 108V109H75ZM85 112H83L84 110ZM105 108H108L105 109ZM136 110H135V109ZM138 108V109H137ZM142 108V109H141ZM148 108V110H147ZM168 108V109H167ZM195 108V109H194ZM200 108V109H199ZM202 108V110H201ZM210 111H209V109ZM226 108V109H225ZM241 108V109H240ZM247 108V109H246ZM249 108V109H248ZM255 108V112L253 111ZM263 110H261V109ZM82 109V110H81ZM99 109V110H98ZM103 109V111H102ZM114 109V110H113ZM143 110V111H140ZM155 109V111H154ZM165 109V110H164ZM170 109V110H169ZM178 109V110H177ZM181 109V110H180ZM199 111H198V110ZM214 109V110H213ZM217 109V110H216ZM240 109V110H239ZM244 109V110H243ZM247 110V114L249 117H247V114H246V110ZM257 109V110H256ZM260 109V111H259ZM14 110V111H13ZM18 110L21 111L22 110V113L19 112L18 114ZM25 110V111H24ZM30 110V111H29ZM77 110V111H76ZM79 110V111H78ZM91 110V111H90ZM96 110V111H95ZM117 110V112H116ZM123 110V111H122ZM134 110V111H133ZM145 110V111H144ZM157 110V111H156ZM177 110V111H176ZM191 110V112H190ZM195 110V111H194ZM201 110V111H200ZM205 110L203 113L202 111ZM208 110V111H207ZM213 110V111H212ZM250 110V111H249ZM252 110V111H251ZM75 111V113H74ZM88 111V113H87ZM99 111V112H97ZM127 111V112H126ZM137 111V112H136ZM149 111V112H148ZM159 111V112H158ZM162 111V112H161ZM170 111V112H169ZM176 111V112H175ZM185 111V112H184ZM217 113H216V112ZM229 111V113L227 112ZM231 111V112H230ZM244 111V113H242ZM257 111V112H256ZM262 111V113H261ZM15 112V113H14ZM57 112V113H58ZM81 113V116H80V113ZM97 112V114H95ZM113 112V113H111ZM121 112V113H120ZM124 115H123V113ZM129 112V113H128ZM135 112V113H134ZM140 112V113H139ZM150 112L152 116H150ZM201 114H200V113ZM210 112V114H209ZM213 112V113H212ZM225 112V113H224ZM256 113V114H253ZM17 113V114H16ZM30 115H28V114ZM51 113V114H50ZM63 113V114H62ZM78 113V114H77ZM87 113V115H86ZM90 113V114H89ZM106 113V114H105ZM117 113V114H116ZM120 113V114H118ZM144 113V114H142ZM154 113V114H153ZM184 113V114H182ZM215 113V114H214ZM224 113V114H223ZM227 113V114H226ZM239 113V114H238ZM35 114V115H34ZM49 114V116H47ZM66 114V115H65ZM77 114V115H76ZM85 114V116H83ZM103 116H102V115ZM108 114V116H107ZM109 114H110V117H109ZM165 114V116L163 115ZM167 114V115H166ZM172 116H171V115ZM177 114V116H174V115ZM180 114V115H179ZM199 114V115H198ZM209 115V116H206ZM215 115V118L213 115ZM217 114V115H216ZM235 114V115H234ZM244 114V115H243ZM253 114V115H252ZM34 115V116H33ZM79 115V116H78ZM113 115V116H112ZM119 115V117H118ZM128 115V116H127ZM132 115V116H131ZM136 115V116H135ZM139 115V116H138ZM186 115V116H185ZM188 115V116H187ZM190 115V116H189ZM196 115V116H195ZM219 115V116H218ZM224 115V116H222ZM234 115V117H233ZM238 115V116H237ZM243 115V116H242ZM252 115V116H251ZM259 117H258V116ZM33 116V117H32ZM78 116V117H77ZM97 116V117H96ZM106 117V118H102V117ZM116 116V117H115ZM131 116V117H129ZM155 116V120L153 121V117ZM167 116V117H166ZM192 116L194 117L192 119ZM204 116V117H203ZM206 116V117H205ZM218 116V117H216ZM17 117V118H16ZM19 117V118H18ZM79 119H77V118ZM124 117V119H123ZM132 118V119H129V118ZM134 117V118H133ZM166 117V118H165ZM172 117V118H171ZM174 117V118H173ZM177 117V118H176ZM180 117V118H179ZM182 117H185L183 119H181ZM187 117V118H186ZM190 117V118H189ZM222 117V118H221ZM24 118V117H23ZM24 118V119H25ZM51 120H50V119ZM54 118V119H53ZM62 118V119H61ZM95 120H91V119H94ZM100 118V120H99ZM115 118V120H114ZM119 118V119H118ZM168 118V119H167ZM206 118V119H205ZM208 118V119H207ZM210 118H212L210 120ZM214 118V119H213ZM233 118V119H232ZM242 118V119H241ZM248 118V119H247ZM254 118V119H252ZM18 119V120H17ZM46 119V120H44ZM61 119V120H60ZM69 119V120H68ZM71 119V120H70ZM81 119V121H80ZM87 121L85 122L84 121ZM87 119V120H86ZM105 119V121L103 120ZM111 119V120H110ZM119 121H118V120ZM127 119V120H126ZM134 119V121H133ZM136 119V120H135ZM141 119V121H140ZM145 119V120H144ZM160 119V120H159ZM166 119V120H165ZM192 119V120H191ZM196 119V120H195ZM220 122H217V120ZM17 120V121H16ZM90 120L91 123H88ZM108 120V121H106ZM110 120V121H109ZM117 120V121H116ZM121 120V121H120ZM124 120V121H123ZM129 120V121H128ZM144 120V121H143ZM170 120V121H168ZM178 120V121H177ZM182 120V122H181ZM202 121V122H198V121ZM222 120V121H221ZM227 120V121H225ZM243 123H242V121ZM66 121V126H62L64 124V122ZM70 121V122H68ZM95 121V122H94ZM100 121V122H98ZM112 121V122H111ZM128 121V122H127ZM146 121V122H145ZM149 121V122H148ZM157 121H160L159 123ZM162 121V122H161ZM184 121V122H183ZM186 121V122H185ZM196 123H195V122ZM206 121V122H204ZM215 121V122H214ZM230 121V122H229ZM262 121V122H261ZM51 122H54L51 123ZM55 122H58L59 125H57V123ZM62 122V123H61ZM73 124H72V123ZM75 122V123H74ZM103 122V123H101ZM107 122V123H106ZM109 122V123H108ZM122 122H124L123 124H121ZM132 122V125L130 124ZM173 122V123H172ZM181 122V123H180ZM208 122V123H207ZM211 122V123H210ZM83 123V124H82ZM89 127H87L85 124ZM95 123V124H94ZM116 123V124H115ZM149 123V124H148ZM152 123V124H151ZM156 123V124H155ZM165 123H168V124H165ZM172 123V124H171ZM182 123H183V126H182ZM188 123V124H187ZM193 123V124H192ZM216 123V124H215ZM217 123L219 124L218 127H217ZM225 123V124H224ZM42 124V125H41ZM93 124L95 126H93ZM106 124V125H105ZM110 124V125H109ZM115 124V125H114ZM125 124V125H124ZM136 124V125H134ZM140 124V125H139ZM174 124V125H173ZM198 124V125H197ZM206 124V125H205ZM239 124H244V125H240ZM253 124V125H251ZM258 124V125H257ZM40 125V126H39ZM47 125V126H46ZM54 125V126H52ZM57 125V126H56ZM65 125V124H64ZM68 125V126H67ZM76 125V126H75ZM79 125V126H78ZM98 125V126H97ZM101 125H104V126H101ZM112 125V126H111ZM122 125H123V128H122ZM147 125V126H146ZM162 125V126H161ZM169 125V126H168ZM176 125V126H175ZM194 125V126H193ZM197 125V126H196ZM215 125V126H214ZM222 125V126H221ZM236 125V126H235ZM257 127H256V126ZM45 126V128H44ZM52 128H51V127ZM62 126V128H61ZM70 126V127H69ZM78 126V128H77ZM81 126V128H79ZM121 126V128H119ZM129 126V128H128ZM144 126V127H143ZM161 126V127H160ZM168 128H165L164 127H167ZM181 126V127H180ZM188 126V127H187ZM199 126V127H198ZM202 126V128H201ZM205 126V127H204ZM212 126V128H210ZM214 126V127H213ZM227 126H229L228 128H226ZM248 128H246V127ZM4 127V128H3ZM69 127V128H68ZM75 127V128H74ZM99 127V128H98ZM105 127V128H104ZM125 127V129H124ZM165 130H163L162 129ZM180 127V128H179ZM185 127H187L185 129ZM218 129H217V128ZM244 127V128H243ZM255 127L256 129H253ZM54 128L56 129V131L54 130ZM60 128V129H59ZM73 128H74V131H73ZM83 128V129H82ZM88 128V129H87ZM103 128V131H101ZM117 128V129H116ZM135 128V131H133V129ZM138 128V129H137ZM141 128V129H140ZM178 128V129H177ZM190 128V129H189ZM204 128V129H203ZM216 128V129H215ZM226 128V129H225ZM237 129V133H236V129ZM240 128V130L238 129ZM253 130H252V129ZM52 129L54 131H52ZM70 129V130H68ZM76 129H78L76 131ZM86 129V130H85ZM98 129L100 131H98ZM127 129V130H126ZM132 133H131V131ZM148 129V131H147ZM172 129V131H171ZM185 129V131H184ZM195 129V130H194ZM199 129V130H197ZM206 129V130H205ZM212 129V130H211ZM230 129V130H228ZM243 129V130H242ZM245 129V130H244ZM58 130V131H57ZM61 130V131H60ZM108 132H106V131ZM113 130V131H111ZM120 130V131H119ZM126 132H125V131ZM146 130V131H145ZM163 131V132H160ZM167 130V131H166ZM175 130V131H174ZM193 130V131H192ZM201 130V131H200ZM217 130V131H216ZM242 130V131H241ZM248 130V131H247ZM66 131V133H65ZM76 131V132H75ZM81 131V132H80ZM83 131V132H82ZM87 131V132H86ZM92 131V132H90ZM117 131V132H115ZM129 131V132H128ZM140 131V133H139ZM155 131V132H154ZM159 131V132H158ZM216 132V133H213V132ZM233 131V132H232ZM241 133H240V132ZM245 131V132H244ZM254 131V132H253ZM53 132V133H52ZM61 134H60V133ZM63 132V133H62ZM70 132V133H69ZM75 132V133H74ZM89 132V133H88ZM97 132V133H95ZM110 132V133H109ZM128 132V133H127ZM172 132V133H171ZM181 132V134H180ZM199 132V133H198ZM201 132V133H200ZM226 132L227 135H224ZM94 133V134H93ZM108 133V134H107ZM116 133V134H115ZM151 133V134H150ZM176 136H174V134ZM178 133L180 135H178ZM184 133V134H182ZM189 133V134H188ZM192 133L194 134L193 138L190 136L192 135ZM198 133V134H197ZM205 133H208L207 135ZM222 133V134H221ZM232 134V137H231V134ZM239 133V134H238ZM245 133V134H244ZM254 133V134H252ZM10 134V135H8ZM72 134V135H71ZM78 134V135H77ZM93 134V135H92ZM110 134V135H109ZM113 134V135H112ZM115 134V135H114ZM122 134V135H121ZM126 134V135H125ZM130 134H131V137H130ZM154 134V135H153ZM160 134V135H158ZM201 134H203L204 136H202ZM244 134V135H243ZM64 135V136H63ZM67 135V136H66ZM105 137H104V136ZM109 135V136H108ZM142 135V136H141ZM144 135H147L145 136V139H144ZM158 135V136H157ZM167 135V136H166ZM171 135V136H170ZM201 135V136H200ZM213 137H211V136ZM219 135V136H218ZM223 135V136H222ZM239 135V136H238ZM263 135V136H262ZM33 136V135H32ZM71 136V137H69ZM75 136V137H74ZM108 136V137H107ZM119 136V137H117ZM123 136V137H122ZM129 136V137H128ZM150 136V137H149ZM174 136V138H173ZM187 138H186V137ZM197 136V137H196ZM200 136V137H198ZM207 136V138H206ZM215 136V137H214ZM229 136V137H228ZM241 136V137H240ZM248 136V137H247ZM258 136V137H257ZM14 137L16 139H19L20 137L17 136L16 137V134L14 135ZM73 137V138H72ZM79 137V138H78ZM94 137V139H93ZM110 137V138H109ZM114 137V138H113ZM125 137V138H124ZM138 137V138H136ZM140 137V138H139ZM152 137V139H151ZM156 137V138H154ZM160 137V138H158ZM163 137V139H162ZM182 137V138H181ZM185 137V138H184ZM190 137V138H189ZM196 137V138H195ZM246 137V138H245ZM102 138V140L100 141V139ZM104 138H106V142L103 141ZM113 138V140H112ZM117 138V139H116ZM121 138V139H119ZM142 138V140H141ZM148 138V139H147ZM151 140H150V139ZM176 138V139H175ZM210 138V139H209ZM224 138V139H223ZM235 138V139H234ZM238 138V140H237ZM240 138V140H239ZM72 139V140H71ZM75 139V141H74ZM78 139V140H77ZM108 139V141H107ZM116 139V140H115ZM130 139H132L130 141ZM136 139V140H135ZM139 139V140H138ZM154 139V140H153ZM155 139H158V140H155ZM166 139V141H165ZM170 139V140H169ZM186 140V142L184 140ZM190 141H189V140ZM193 139V140H192ZM201 139V140H200ZM205 139V140H204ZM209 139V141H208ZM223 139V141H222ZM259 139V140H258ZM77 140V141H76ZM95 140V141H94ZM97 140V141H96ZM122 140V141H121ZM131 142H129V141ZM146 142L144 143L143 142ZM148 140V141H147ZM161 140V141H160ZM179 140V141H178ZM201 142H200V141ZM221 140V141H219ZM233 140V141H232ZM245 140V141H244ZM256 142H255V141ZM100 141V143H98ZM119 141V142H118ZM134 141L133 144H136V145H133L132 142ZM140 141V142H138ZM142 141V143H141ZM158 141V142H157ZM164 141V142H163ZM171 141V143H170ZM175 141V142H174ZM195 141H199L198 143L195 142ZM219 141L221 144H219ZM232 141V143H230ZM235 141V142H234ZM239 141V142H238ZM242 141V142H241ZM246 141H249V142H246ZM262 141V142H260ZM103 142V143H102ZM124 142V143H123ZM129 142V144H127ZM150 142V143H149ZM152 142V143H151ZM155 142V143H153ZM162 142L164 145H162ZM183 142V143H182ZM191 142V143H190ZM195 142V144H193ZM226 142V143H225ZM237 142V143H236ZM253 142V143H252ZM108 143V145H107ZM110 143V144H109ZM117 143V144H115ZM123 143V144H122ZM158 143V144H157ZM178 143V145H177ZM181 143V145H180ZM202 143V144H201ZM215 143H217V145L215 146ZM140 144H143L140 146ZM153 146H152V145ZM160 144V145H159ZM168 144V145H167ZM173 144V145H172ZM188 144V145H187ZM192 144V145H191ZM197 144V145H196ZM201 144V145H200ZM212 144V145H210ZM214 144V145H213ZM224 144V145H223ZM246 144V145H245ZM252 144V146H251ZM254 144V145H253ZM260 144V145H259ZM115 145V146H114ZM116 145H118L116 147ZM127 145V146H126ZM148 145V147H147ZM159 145V146H158ZM178 146L177 148L175 146ZM185 147H183V146ZM191 145V146H190ZM206 146V147H203ZM220 145V147L218 146ZM228 145V146H227ZM233 145H235V147H233ZM258 145V146H257ZM86 148L89 146L85 143L84 145ZM114 146V147H113ZM125 148H128V149H125ZM174 146V147H173ZM189 146V147H187ZM211 146V147H210ZM225 146V147H224ZM230 146V147H229ZM237 146V147H236ZM239 146V147H238ZM84 147V148H85ZM105 147V148H104ZM120 147V148H119ZM140 147V148H139ZM159 147V148H158ZM169 147V148H168ZM182 147V148H181ZM191 147V148H190ZM202 147V148H201ZM208 147V148H207ZM215 147V148H214ZM255 147H258V148H255ZM262 147V148H261ZM93 148V147H92ZM104 148V149H103ZM122 148V149H121ZM134 148V149H132ZM145 148V149H143ZM175 148V149H174ZM178 148H181V149H178ZM198 148V149H197ZM232 148L230 151L229 149ZM237 148V149H235ZM260 148V149H259ZM117 149V150H116ZM134 151H132V150ZM137 149V150H136ZM145 151L142 155V150ZM151 149V150H150ZM162 149V150H161ZM165 149V150H163ZM173 149V151H172ZM185 149V150H184ZM201 152H200V150ZM204 149V150H203ZM216 149V150H215ZM220 149V150H219ZM223 149V151H221ZM243 149V150H242ZM254 149V150H253ZM255 149H257V151L255 152ZM7 150V151H6ZM114 150H116L115 153ZM124 150V151H123ZM135 150L137 152H135ZM206 150V152H205ZM214 150V151H212ZM218 150V151H217ZM253 150V151H252ZM8 151H11L10 153L8 154H12L14 153L15 151L13 149H10L9 147H1L0 145V155L3 154V153H7ZM121 151V152H120ZM150 151V152H149ZM157 151V152H156ZM159 151V152H158ZM164 151V152H163ZM168 151V152H166ZM182 151V152H181ZM199 151V152H198ZM234 151V153H232ZM244 151V152H243ZM262 151V153H260ZM119 152V153H118ZM155 152V153H153ZM163 152V153H161ZM167 154H166V153ZM176 154H175V153ZM184 152V153H183ZM185 152L187 153H191L193 152L194 155H190V154H186ZM197 152V155H195V153ZM219 152V153H218ZM222 152H225V153H222ZM227 152V153H226ZM243 152V153H242ZM141 153V154H140ZM152 153V155H151ZM216 153L220 154V156H218ZM230 154V156L228 157V155ZM232 153V155H231ZM133 156H132V155ZM145 154V155H144ZM156 156H154V155ZM166 154V155H165ZM186 156H185V155ZM214 154V156H213ZM217 156H216V155ZM222 154V155H221ZM224 154V155H223ZM227 154V155H226ZM233 154H235L233 156ZM242 154V155H241ZM244 154V155H243ZM251 154V155H250ZM120 155V156H119ZM129 155V156H128ZM143 156L141 158V156ZM163 155V156H162ZM172 155V156H171ZM175 155V156H174ZM204 155V156H203ZM239 155V156H238ZM246 155V156H245ZM255 155L257 158H255ZM117 156V157H116ZM123 156V157H122ZM138 156V157H137ZM150 156V157H149ZM169 156V157H168ZM177 156H178V160H177ZM195 156H197L195 158ZM206 156V157H205ZM242 156H245L244 158L246 159H243ZM249 156V157H248ZM11 157V156H10ZM148 159H146V158ZM154 160H153V158ZM176 157V158H175ZM222 157V158H221ZM243 159L241 161V159ZM145 158V159H144ZM160 158V159H159ZM181 158V160H180ZM185 158V159H183ZM194 158V159H193ZM205 158V159H204ZM214 158V159H213ZM220 158V160H219ZM224 158V159H223ZM249 160H248V159ZM254 158L256 160H254ZM13 159V158H11ZM109 159V160H108ZM121 159V160H120ZM134 159V160H132ZM165 161H164V160ZM240 161H239V160ZM252 159V160H251ZM113 160V162H112ZM131 160V162H130ZM162 160V161H161ZM182 160H184L182 162ZM200 160H201V163H200ZM211 160V161H210ZM216 160V161H215ZM228 160V161H227ZM245 160V161H244ZM254 160V162H253ZM262 160V161H261ZM135 161V163H134ZM139 161V162H138ZM145 161V162H144ZM149 161V163H148ZM154 163H153V162ZM156 161V162H155ZM158 161V162H157ZM170 161V162H169ZM174 161V162H173ZM181 161V162H180ZM195 161V163H194ZM207 161V162H206ZM219 161V162H218ZM251 161V162H249ZM258 163H257V162ZM8 162H10L9 160H1L0 159V187L3 188L4 186H7L6 188L4 187L3 190L4 191H7V188L8 187H11V185L13 186L14 182L16 181H21L20 178H16L11 170H5L6 169V166L9 165ZM116 162V163H115ZM130 162V163H129ZM179 162V163H178ZM231 162L232 165H231ZM5 163V165H4ZM153 163V164H152ZM156 163V164H155ZM160 163V164H158ZM163 165H162V164ZM177 165H174L176 164ZM207 163V164H206ZM213 163V164H211ZM236 163V164H234ZM256 163V164H255ZM260 163V164H259ZM108 166H106V165ZM111 164V165H110ZM130 164V165H129ZM133 164V165H132ZM136 164H138V167H136ZM147 165V166H143V165ZM151 164V165H150ZM169 164V165H168ZM172 164L174 165L172 167ZM182 164V165H181ZM183 164H187V165H183ZM258 164V165H257ZM112 169L114 172V176L111 177L110 180H106V178H104L105 176V173H106V170L108 168H110V166H112ZM161 167H160V166ZM180 167H179V166ZM251 165V166H250ZM258 167H256V166ZM129 166V167H128ZM132 166V167H131ZM152 166V167H151ZM178 166V167H177ZM201 166V167H199ZM208 166V167H207ZM229 166V167H227ZM251 168H250V167ZM102 167V168H101ZM104 167V168H103ZM108 167V168H107ZM149 167V168H148ZM156 167V168H154ZM164 167V169H162ZM169 167V168H168ZM183 167H184V170H183ZM226 167V168H225ZM106 168V169H105ZM123 168V169H122ZM135 171H134V169ZM144 168V169H143ZM153 168V169H151ZM160 168V169H159ZM171 170H168V169ZM173 168V169H172ZM175 168V169H174ZM177 168V169H176ZM188 168V169H187ZM197 168V170H196ZM205 168V169H203ZM248 168V169H247ZM125 169V170H124ZM139 169V170H138ZM203 169V170H202ZM225 169V170H224ZM248 171H247V170ZM133 170V172H132ZM149 170L152 174L156 173L158 175V177H160V175L162 173H165L169 180H170V183L172 184L173 182L176 183L175 185L178 187V188H175V189H172L170 191V193H168L167 191L168 190H163V189H160L157 188L156 190L160 193H158L157 191H154V192H157L155 197L153 196L152 200H148V198L144 197L146 195V191L144 190L143 191V186H145V184L147 183V178H149L151 175H149ZM158 170V171H157ZM162 170H164L162 172ZM183 170V171H182ZM191 170V171H190ZM254 170V172H253ZM119 171V172H118ZM166 171V172H165ZM177 171V172H176ZM179 171V172H178ZM182 171V172H181ZM189 171V172H188ZM212 173H211V172ZM227 171V172H226ZM118 172V173H117ZM123 172V173H122ZM185 172V173H184ZM192 172V173H191ZM258 172V173H257ZM128 173V174H127ZM150 173V174H151ZM160 173V174H159ZM191 173V174H190ZM202 173V174H201ZM205 173V174H204ZM249 173L252 175H249ZM132 174V175H130ZM135 174V175H134ZM138 176H137V175ZM169 174V175H168ZM184 176H183V175ZM207 174V175H206ZM214 174V175H213ZM216 174V176H215ZM259 174V175H258ZM8 175V176H6ZM124 175V176H123ZM147 175V176H146ZM177 175V176H176ZM188 175V176H187ZM123 176V177H122ZM129 178H127V177ZM162 176V175H161ZM179 176V178H178ZM182 176V177H181ZM214 178H212V177ZM256 176V177H255ZM261 178H259V177ZM9 177V178H8ZM139 177V178H138ZM177 179H176V178ZM190 177V178H189ZM211 177V178H210ZM222 179H221V178ZM250 177V178H249ZM13 178L15 180H13ZM145 178V179H144ZM181 178V179H180ZM194 178H196L194 180ZM209 178V180L207 179ZM216 178V179H215ZM225 178V179H224ZM248 178V180H247ZM256 178V179H255ZM258 178V179H257ZM2 179V180H1ZM5 179V182L3 181ZM126 179V181H125ZM136 179V180H135ZM138 179V180H137ZM179 179V180H178ZM184 179V180H183ZM207 179V180H206ZM214 181H213V180ZM227 179V181H226ZM243 179V180H242ZM245 179V180H244ZM12 180V181H11ZM105 180V181H104ZM133 182H132V181ZM140 180V181H139ZM143 180V182H142ZM177 180V181H175ZM212 180V181H211ZM223 180V181H222ZM237 180V181H236ZM255 182H254V181ZM11 181V182H10ZM50 182L52 181V179L50 178L49 180ZM48 181V182H49ZM72 181L74 182L75 179L73 178ZM71 181V182H72ZM146 181V182H145ZM207 181V182H206ZM13 182V183H12ZM61 182V181H60ZM180 182V183H178ZM183 182V183H182ZM195 182V183H194ZM223 182V183H222ZM250 182V183H249ZM255 184H254V183ZM258 182V183H257ZM261 182V183H260ZM115 183V184H114ZM132 183V184H131ZM144 183V184H143ZM173 183V184H174ZM189 183H192V184H189ZM208 183V184H207ZM222 183V184H221ZM237 183V184H236ZM5 184V185H4ZM31 183H28L27 186H29ZM137 184V185H136ZM171 185V187H175V185ZM188 186H187V185ZM240 184V185H239ZM245 186H244V185ZM249 184V185H248ZM258 184V185H257ZM142 185V186H140ZM214 185V187H213ZM222 185V186H221ZM233 185V186H232ZM257 185V186H256ZM117 186V187H116ZM135 186V187H134ZM187 186V187H186ZM221 186V187H220ZM227 186V187H226ZM232 186V188H231ZM241 186L242 187V191H241ZM254 186L256 189H254ZM132 187V188H131ZM180 187V188H179ZM211 189H210V188ZM235 187V188H234ZM252 187V188H251ZM67 188V187H66ZM131 192H129L130 190ZM188 188V189H187ZM191 188V189H190ZM230 188V189H229ZM239 188V190H238ZM244 188V189H243ZM250 188V189H249ZM263 188V189H262ZM106 189V190H105ZM118 189V190H117ZM123 189V190H122ZM134 189V190H133ZM182 189V190H181ZM190 189V190H189ZM233 189V190H232ZM238 191H237V190ZM262 189V190H260ZM127 190V192H126ZM133 190V191H132ZM178 190V191H177ZM228 190V191H227ZM249 190V191H248ZM259 190V191H258ZM138 191V192H137ZM164 192H167L166 194ZM210 191V192H209ZM236 191V192H235ZM68 192H71V189L68 191ZM105 192V193H104ZM119 194H118V193ZM142 192V193H141ZM176 192V193H175ZM178 192V194H177ZM181 192V193H180ZM232 192V193H231ZM100 193V194H99ZM110 193V194H109ZM129 193V194H128ZM133 193H135L137 196L136 198L135 197H131L133 196ZM144 193V194H143ZM174 193V194H173ZM237 193V194H236ZM124 194V195H123ZM132 194V195H131ZM180 194V195H179ZM182 194V195H181ZM186 194V195H185ZM249 194V195H248ZM253 194V195H252ZM263 194V195H262ZM123 195V197H121ZM171 195V196H170ZM174 195V196H173ZM241 195V196H240ZM244 195V196H243ZM248 195V197H247ZM259 197L257 198L256 197ZM261 195V196H259ZM117 196V197H116ZM164 196V197H163ZM166 196V197H165ZM185 196V197H184ZM229 196V198H228ZM239 196V197H238ZM116 199H115V198ZM120 197V198H119ZM171 197V199H170ZM179 197V198H177ZM231 197V198H230ZM256 197V199H255ZM262 197H263V200H262ZM109 198V200H108ZM122 198V199H121ZM124 198V199H123ZM146 198L147 200L145 201ZM158 198V199H157ZM160 198L162 200H160ZM163 198H167V200L163 199ZM180 198H183V199H180ZM245 198V200H244ZM10 199V198H9ZM134 199V200H133ZM138 199V200H137ZM141 199V201H139ZM170 199V200H168ZM179 199V200H178ZM229 199V200H228ZM237 199V200H236ZM252 199V200H251ZM260 199V200H258ZM7 200V199H6ZM4 201V200H1L0 199V210L1 208L3 209V206L4 205H8V201ZM105 200V201H104ZM111 200V201H110ZM113 200V202H112ZM115 200V201H114ZM132 200V202H131ZM160 200V201H159ZM172 200V201H171ZM218 200V201H217ZM236 200V201H235ZM241 200V201H240ZM255 200V202L257 203H253V201ZM125 201V202H124ZM130 201V202H129ZM144 201V202H143ZM154 201V202H152ZM169 201V202H168ZM177 201V202H176ZM232 201V204L230 203ZM239 201V202H238ZM260 201V202H259ZM4 204H2V203ZM107 202V203H106ZM115 202V203H114ZM143 202V204L141 203ZM172 202V204H171ZM175 202V203H174ZM181 202V203H180ZM194 202V203H193ZM198 202V204H197ZM238 202V203H236ZM242 202V203H241ZM247 202V203H246ZM250 205H249V203ZM110 203L111 204V207L108 208L107 207V204ZM122 203H124L125 205V208L126 209H120V208H123L122 206ZM149 203V204H148ZM160 203L162 204L161 206ZM223 203V204H222ZM241 203V204H240ZM261 203V204H260ZM2 204V205H1ZM128 204V205H127ZM146 204V206H145ZM168 204V205H167ZM187 204V205H185ZM201 204V205H200ZM220 204V205H219ZM237 205L235 208V205ZM241 206V209L239 208ZM244 204V205H243ZM251 204H252V207H251ZM130 205V206H129ZM135 205V207H134ZM172 205V206H170ZM247 205V206H246ZM259 205V206H258ZM115 206V207H114ZM137 206V208H136ZM140 206V207H139ZM144 206V207H143ZM150 206V207H149ZM175 206V207H174ZM181 206V207H180ZM184 206V207H183ZM239 206V207H238ZM255 206V207H254ZM263 206V208H262ZM107 207V208H106ZM113 207V208H112ZM139 207V208H138ZM149 207V208H148ZM163 207V208H162ZM173 209H172V208ZM178 207V209H177ZM199 207V208H198ZM218 207V208H217ZM224 207V208H223ZM260 209H259V208ZM112 208V209H111ZM128 208L129 210L132 212L133 216L130 215L129 211H128ZM137 210H136V209ZM142 208V209H141ZM147 208V209H146ZM156 208V209H155ZM168 208H170L168 210ZM182 208V209H181ZM189 208V209H188ZM207 208V210H206ZM213 208V209H211ZM223 208V210H222ZM259 210H258V209ZM118 209V210H116ZM140 209V210H139ZM150 209V210H149ZM165 209V210H164ZM176 209V210H175ZM181 209V210H180ZM199 209V210H198ZM236 209V210H235ZM250 209V210H249ZM79 210V209H78ZM77 209L73 208L72 212L76 215L74 217L77 218L75 219L71 229H75L80 227L81 229V226L78 224L80 223V219L82 218L81 216H85V214L82 212V211H78ZM109 210V211H108ZM142 210V211H141ZM144 210V212H143ZM146 210V212H145ZM149 210V211H147ZM157 210V211H155ZM183 210L186 212H183ZM221 210V211H220ZM232 210L234 211H238L237 213L235 212H232ZM244 210V211H243ZM255 210V211H254ZM77 211V212H76ZM105 211V212H104ZM112 211H114L112 213ZM122 213H121V212ZM126 211V212H125ZM135 211V212H134ZM137 211V212H136ZM141 211V212H140ZM161 211V212H160ZM163 211V213H162ZM165 211V212H164ZM168 211V213L166 212ZM176 211V212H175ZM178 211V213H177ZM188 211V212H187ZM200 211V213H199ZM208 211V212H207ZM216 211V213H215ZM251 211V212H250ZM110 212V213H109ZM156 212H158L156 214ZM170 212V213H169ZM172 212V213H171ZM175 212V213H174ZM205 212V213H203ZM213 212V213H211ZM244 212V214H243ZM249 212V213H248ZM258 212V213H257ZM136 213V214H135ZM139 213V214H138ZM154 213V214H153ZM162 214V217H161V214ZM167 215H165V214ZM198 213V215H197ZM231 213V214H230ZM240 213V216L242 217H238ZM243 215H242V214ZM112 214V215H110ZM148 214V215H145ZM174 216H173V215ZM211 214V215H210ZM233 214V215H232ZM253 214V215H252ZM80 215V216H79ZM141 215V216H140ZM143 215V216H142ZM157 216V220H156V217ZM160 215V216H159ZM194 215V216H193ZM200 215V216H199ZM202 215V216H201ZM210 215V216H209ZM231 215V216H230ZM249 215V216H247ZM252 215V216H251ZM257 215V216H256ZM79 216V217H78ZM124 216V217H123ZM136 218H135V217ZM154 216V217H153ZM164 216V217H163ZM171 216H173V218H171ZM179 216V218H178ZM185 216H188V217H185ZM199 216V217H198ZM215 216V217H214ZM219 216V218H218ZM235 216L237 218H235ZM245 216V217H244ZM107 217V218H106ZM148 217V218H147ZM151 219H150V218ZM184 217V218H183ZM211 217V218H210ZM251 222H250V220ZM9 218V217H8ZM134 220H132V219ZM147 220H146V219ZM169 218V219H168ZM177 218V219H176ZM182 218V219H181ZM191 218V219H190ZM195 218V219H194ZM240 218H243V219H240ZM137 219V220H136ZM143 220V221H140V220ZM185 219V220H184ZM197 219V221H196ZM208 219V220H207ZM211 219V220H210ZM227 219L229 221H227ZM232 219V220H231ZM247 221H246V220ZM109 220V221H108ZM139 220V221H138ZM152 220V221H151ZM163 220V221H162ZM170 220V221H169ZM178 222H176V221ZM180 220V221H179ZM184 220V221H183ZM194 221L192 223L191 221ZM204 220V221H203ZM226 220V221H225ZM236 220V221H234ZM242 220V221H241ZM245 220V221H243ZM249 220V221H248ZM259 220V221H258ZM30 227L31 229V232H32V235L34 237V234L36 233V235L38 236V241L40 242H44V240L46 239L47 235H48V231H47V228L44 227L43 223L41 220H39V218H36V217H29V218H26V220H24ZM34 221V222H33ZM41 221V222H40ZM91 221H94V219H91ZM121 221V222H122ZM125 221H129V222H125ZM147 223H145V222ZM153 221H155L153 223ZM160 221V222H159ZM165 221V222H164ZM169 221V222H167ZM184 223H183V222ZM206 223H203L205 222ZM210 221V222H209ZM214 223H213V222ZM225 221V222H224ZM263 221V222H262ZM30 222V224H29ZM112 222V221H111ZM111 222L109 223V225L111 224ZM143 222V223H142ZM162 222V223H161ZM168 224H167V223ZM182 222V224L180 223ZM190 222V223H189ZM233 224V227H234V230L233 227H232V224ZM235 222H239V223H235ZM244 222H245V225H244ZM249 222V223H248ZM255 222V223H254ZM259 222V223H258ZM3 224L4 223V220H1L0 221V224ZM34 225H33V224ZM129 223V225H128ZM131 223H134L131 224ZM145 223V224H144ZM150 223V225H149ZM161 225H160V224ZM170 223V224H169ZM178 223V224H177ZM203 223V224H202ZM212 223V225H211ZM217 223V224H216ZM250 223H251V228H250ZM258 223V224H257ZM36 224V225H35ZM147 224V225H146ZM153 226H152V225ZM159 224V225H158ZM164 224V225H163ZM175 226H174V225ZM184 224V225H183ZM187 224V225H186ZM189 224V225H188ZM194 225L195 228H193L192 226ZM202 224V225H201ZM241 224V225H240ZM243 224V225H242ZM247 224V225H246ZM262 224V225H261ZM41 225V227H40ZM43 225V226H42ZM79 225V226H78ZM133 225V226H132ZM140 225H144V226H140ZM146 225V226H145ZM150 228H149V226ZM168 225V226H167ZM169 225H171L169 227ZM201 225V226H200ZM205 225V226H204ZM211 225V226H210ZM237 225V226H235ZM255 227H253V226ZM122 226V227H121ZM132 226V227H131ZM156 226V227H155ZM161 228H160V227ZM165 226V228H164ZM180 226V227H179ZM182 226V227H181ZM187 226V227H186ZM217 226V227H216ZM230 226V227H229ZM257 226L259 229H257ZM260 226V227H259ZM130 227V228H129ZM148 227V228H147ZM152 227V228H151ZM156 230H155V228ZM192 227V228H191ZM197 227V228H196ZM202 227V228H201ZM219 227V228H218ZM144 229V230H141V229ZM167 228V229H166ZM169 228V230H168ZM182 228V230H181ZM186 228V229H185ZM201 228V230H200ZM214 228V230L212 229ZM216 228V229H215ZM223 228V229H222ZM228 228V229H226ZM248 228V230H247ZM132 229V230H131ZM146 229V230H145ZM153 231H152V230ZM157 229H159L157 231ZM161 229L164 231H161ZM171 229V230H170ZM173 229V230H172ZM176 229V230H175ZM188 229V230H187ZM197 229V230H195ZM211 232H210V230ZM220 229V230H219ZM236 229V231H235ZM253 232H252V230ZM83 230V229H81ZM118 230V231H117ZM120 230V231H119ZM124 230V232H123ZM131 230V231H130ZM168 230V231H167ZM190 230V231H189ZM192 230V231H191ZM223 230V232H222ZM240 230V231H239ZM243 233H242V231ZM247 230V231H246ZM255 230V231H254ZM256 230H259V232ZM137 231V232H135ZM140 231V232H139ZM143 231V232H142ZM148 231V232H147ZM152 231V232H151ZM161 231V232H160ZM172 231V232H171ZM178 231V232H177ZM180 231V232H179ZM184 231V232H182ZM203 231V232H202ZM207 231V232H206ZM217 231V232H216ZM232 234H231V232ZM250 231V232H249ZM44 232V233H43ZM47 232V233H46ZM129 232V233H128ZM133 232V233H132ZM135 232V234H134ZM150 232V233H149ZM154 232H156L154 234ZM169 232V233H168ZM188 232V233H187ZM190 232V234H189ZM198 232V233H197ZM210 232V233H209ZM245 232V233H244ZM68 236L65 238L63 237V235L60 234L59 230L56 232V234L54 235V241L58 240L54 245L53 249H54V253H50V249H52L50 247L51 245V242L53 241V239L51 241H48V248L49 250L47 251V257L45 258V261L47 260L48 262L52 261V262H56L57 264H87V263H90V264H96V262L94 261L95 258L97 257V255H95L94 253H91L90 255H86L85 253H81L78 248H77V244L75 240H70L72 237H73V234L68 232ZM149 233V234H148ZM161 233V234H160ZM168 233V234H167ZM171 233V234H170ZM180 233V234H179ZM195 235H194V234ZM230 233V235L228 234ZM242 233V236L241 234ZM250 233V234H249ZM253 233V234H252ZM263 233V235H262ZM40 234V235H38ZM44 234V235H43ZM139 234V235H138ZM154 237H153V235ZM157 234V235H156ZM164 236H163V235ZM170 234V235H169ZM198 234V235H197ZM218 234V235H216ZM221 234V235H220ZM234 234V235H233ZM240 234V235H239ZM256 234V235H255ZM133 235V236H131ZM138 235V236H137ZM147 235L149 236L147 238ZM152 235V236H151ZM156 235V236H155ZM163 237H162V236ZM168 235V236H167ZM175 235V236H174ZM183 235V237H181ZM189 235V236H188ZM192 235V236H191ZM194 235V236H193ZM206 235L208 237H206ZM230 237H229V236ZM233 235V237L231 236ZM246 235V236H245ZM251 235V236H250ZM41 236V237H40ZM170 236V237H169ZM174 236V237H173ZM185 236V237H184ZM205 236V237H204ZM213 236H215V238H213ZM238 236V237H237ZM120 237V238H119ZM126 237V238H125ZM145 237V238H144ZM159 237V238H158ZM164 237L167 241H164L162 242V239L164 240ZM168 237V238H167ZM173 237V238H172ZM194 237V239H193ZM210 237V238H209ZM217 237V238H216ZM222 237H225L222 239ZM245 237V238H244ZM249 237V238H248ZM252 239H251V238ZM260 237V239L258 238ZM67 238H69L68 240H66ZM147 238V239H146ZM155 240H153V239ZM172 238V239H170ZM226 238H229V239H226ZM235 238L238 239V241L236 240L235 241ZM240 238V239H239ZM244 238V239H242ZM247 238V239H246ZM138 239V240H136ZM148 240L147 242L144 241V240ZM157 239V240H156ZM161 239V240H160ZM178 239V240H177ZM180 239V240H179ZM183 239V240H181ZM187 239V240H186ZM202 239H205V240H202L203 241V245L201 244ZM210 241H209V240ZM226 239V240H225ZM255 239V240H254ZM259 239V241H258ZM168 240L169 243H168ZM190 240V241H189ZM193 242H192V241ZM220 240H221V245H220ZM225 240V241H224ZM242 240V242H241ZM53 241V242H54ZM142 243H141V242ZM163 243H161V242ZM182 241V242H180ZM188 243H187V242ZM200 241V242H198ZM217 241V242H215ZM251 241V242H250ZM39 242V243H40ZM136 242V243H135ZM153 242V244H152ZM156 242V243H154ZM178 242V244H177ZM228 242V243H227ZM247 242V243H246ZM262 242V243H261ZM135 243V244H134ZM140 243V244H139ZM148 243V244H147ZM184 243V244H182ZM193 243H196V244H193ZM206 243V244H205ZM224 243V244H223ZM246 243V244H245ZM250 243V244H249ZM50 244V245H49ZM167 244H170L168 245V247H166ZM187 244V245H186ZM190 244V245H189ZM201 244V245H199ZM237 244V246H236ZM248 244V247H246V245ZM259 244V245H258ZM151 245V246H150ZM157 245V247L155 246ZM165 245V247H164ZM177 245V246H176ZM195 245V246H193ZM199 245V247H198ZM206 245V246H204ZM216 245V246H215ZM229 247H228V246ZM233 245V246H232ZM241 245V246H240ZM53 246V245H52ZM61 246V247H60ZM145 246V247H144ZM163 246V247H162ZM188 246V247H187ZM193 246V247H192ZM197 246V247H196ZM209 246V248H208ZM213 247L212 248H210ZM231 246V247H230ZM244 246V247H243ZM139 247V248H138ZM142 247L144 249H142ZM175 247V248H173ZM178 247V248H176ZM183 247V248H181ZM205 247V248H204ZM216 247V248H215ZM241 247V248H240ZM247 249H246V248ZM143 250H141V249ZM153 250V251H151ZM154 248H156L154 250ZM162 248V250L160 249ZM173 248V249H172ZM181 248V249H180ZM192 248V249H190ZM193 248H194V251H193ZM198 248V249H197ZM215 248V249H214ZM223 250H222V249ZM227 248V249H226ZM234 248V249H232ZM236 248H240V249H236ZM245 250H244V249ZM255 248V249H254ZM73 249V251H72ZM170 249V250H169ZM187 249H188V253H187ZM206 249V250H205ZM209 249V250H208ZM231 249V250H230ZM253 249V250H251ZM149 250V251H148ZM176 252V253H174ZM182 250V251H180ZM193 252H192V251ZM196 250V251H195ZM205 250V252H204ZM211 250V251H210ZM217 250V251H216ZM221 250V251H220ZM238 250V252L236 253V251ZM242 250V252H241ZM186 251V253H185ZM190 251V252H189ZM207 251V252H206ZM213 251V252H212ZM220 251V252H219ZM251 251V252H250ZM59 252V253H57ZM150 252V253H148ZM154 252V253H153ZM171 252L172 254H169ZM218 255H216L217 253ZM244 252V253H243ZM250 252V253H249ZM159 253V254H158ZM195 253V254H193ZM206 253V254H205ZM208 253V254H207ZM213 253V254H212ZM216 253V254H215ZM232 253H235V254H232ZM243 253V255H242ZM94 254V255H93ZM148 254H151V258L148 256ZM154 254V255H153ZM167 254V255H166ZM180 254V255H179ZM191 254V256L189 255ZM211 254V255H210ZM250 254V255H249ZM53 255V256H52ZM115 256V260L113 262V264H121L120 260H119V256L117 257V253L114 254ZM120 255V256H121ZM162 255V256H160ZM176 255V256H175ZM182 255V256H181ZM183 255H187L186 257H184ZM206 255H208L206 257ZM213 255V256H212ZM230 255V256H229ZM233 255V256H232ZM241 255V256H240ZM246 255H249V256H246ZM90 258H89V257ZM155 256V257H154ZM160 256V257H159ZM165 256H168V257H165ZM170 256V257H169ZM175 256V257H174ZM180 256V257H178ZM193 256H195L193 258ZM203 256V257H202ZM211 258H210V257ZM217 256V257H215ZM222 256V257H221ZM225 258H224V257ZM229 256V258H227ZM232 256V257H231ZM235 256V260H234V257ZM246 256V257H245ZM66 257V258H65ZM68 257V258H67ZM82 257V258H81ZM162 257V258H161ZM165 257V259H164ZM174 257V258H173ZM192 257V258H191ZM240 257V258H239ZM75 258V259H74ZM147 259V260H144V259ZM156 258V259H155ZM172 258V259H171ZM176 258V259H175ZM182 258V259H181ZM191 258V259H190ZM207 258V259H205ZM216 258V262L214 261V259ZM221 258V259H220ZM227 258V259H226ZM231 258V259H230ZM237 258V260H236ZM246 258V259H245ZM90 259V261H89ZM119 261H118V260ZM162 259V260H161ZM167 259V260H166ZM175 259V260H174ZM181 259V260H180ZM185 259V260H183ZM193 259V260H192ZM195 259V260H194ZM206 262H204L205 260ZM220 259V260H219ZM224 259V260H222ZM56 260V261H55ZM71 260V261H70ZM79 260V261H78ZM118 262H117V261ZM156 260H158L157 262H155ZM160 260V261H159ZM164 260V261H163ZM211 262H210V261ZM228 260V261H227ZM231 260H232V263H231ZM238 260H240V262L238 263ZM242 260V262H241ZM69 261V262H68ZM166 261V262H165ZM184 261H186L184 263ZM202 261V262H201ZM218 261V262H217ZM66 262V263H65ZM144 262V263H143ZM165 262V263H164ZM188 262V263H187ZM191 262V263H190ZM208 262V263H207ZM215 262V263H214ZM133 263V262H132ZM131 261H130V264H132ZM221 263V264H222ZM19 264V263H18ZM28 264V263H26ZM106 264V263H105ZM126 264H129L126 263ZM136 264V263H134Z\"/></svg>","mask_w":264,"mask_h":264},{"label":"bare ground","instance_id":"2","mask_svg":"<svg viewBox=\"0 0 264 264\" xmlns=\"http://www.w3.org/2000/svg\"><path fill=\"white\" fill-rule=\"evenodd\" d=\"M24 1V0H23ZM52 1H54V0H52ZM66 1H68L69 2V4L71 3V0H66ZM76 1H78V0H76ZM94 1L96 2L97 0H84L82 3H86V2H89L93 7H95V4H94ZM107 1H109V0H107ZM121 1V0H120ZM125 1V0H124ZM127 1V0H126ZM133 1V0H132ZM144 1V0H143ZM176 1V0H175ZM192 1V0H191ZM205 1V0H204ZM219 1V0H218ZM221 1V0H220ZM51 2V1H50ZM65 2V1H64ZM75 2V1H74ZM73 2V3H74ZM105 2V1H104ZM145 2H147V1H145ZM207 2V1H206ZM206 2H205V4H206ZM213 2V1H212ZM216 2V1H215ZM224 1L222 0V2L221 3H223ZM230 2V1H229ZM229 2H227V4L229 3ZM232 2H234V1H232ZM242 2V1H241ZM244 2V1H243ZM47 3V2H46ZM106 3V2H105ZM129 3V2H128ZM142 3V2H141ZM157 3V2H156ZM164 3V2H163ZM168 3H170V2H168ZM198 3V2H197ZM200 3H201V0H200ZM208 3V2H207ZM211 3V2H210ZM219 3V2H218ZM220 3V4H221ZM236 3V2H235ZM238 3H240V2H238ZM247 3V2H246ZM40 4V3H39ZM89 4V5H90ZM103 4V3H102ZM111 4V3H110ZM120 4V3H119ZM125 4V3H124ZM165 4V3H164ZM167 4V3H166ZM175 4V3H174ZM185 4H187V3H185ZM205 4H204V8H205ZM213 4V3H212ZM34 5V4H33ZM41 5V4H40ZM79 5H80V2H79ZM97 5H99L98 3H97ZM104 5V4H103ZM106 5V4H105ZM115 5V4H114ZM152 5H153V3H152ZM152 5H151V7H152ZM159 5V4H158ZM160 5H163V4H160ZM171 5V4H170ZM170 5H168L169 7H170ZM189 5H191L190 3H189ZM208 5V4H207ZM211 5V4H210ZM222 5V4H221ZM246 5V4H245ZM261 5V4H260ZM259 5V6H260ZM32 6V5H31ZM66 6V5H65ZM70 6H71V4H70ZM92 6L90 7L91 9H92ZM107 6V5H106ZM105 6V7H106ZM116 6V5H115ZM114 6V7H115ZM140 6V5H139ZM167 6V5H166ZM172 6V5H171ZM184 6V5H183ZM195 6V5H194ZM199 6V5H198ZM212 6H214V5H212ZM247 6V5H246ZM257 6V5H256ZM27 7V6H26ZM56 7V6H55ZM81 7V6H80ZM99 7V6H98ZM98 7H97V9H98ZM101 7H103V6H101ZM112 7V6H111ZM114 7H113V9H114ZM118 7V6H117ZM163 7V6H162ZM187 7V6H186ZM206 7H208V6H206ZM227 7H229V4H228V6ZM230 7H232V6H230ZM229 7V8H230ZM243 7H245V6H243ZM34 8V7H33ZM75 9H77V10H79L80 11V13L82 12V11H86L87 9H86V6H84V7H81V8H76V7H74ZM88 8H89V6H88ZM89 8V9H90ZM116 8V7H115ZM122 8V7H121ZM133 8V7H132ZM143 8V7H142ZM171 8V7H170ZM174 7L172 6V8L171 9H173ZM179 8H181V7H179ZM190 8V7H189ZM195 8V7H194ZM202 8V7H201ZM211 8V7H210ZM220 8V7H219ZM224 8H225V5H224ZM238 8H239V5H238ZM241 8V7H240ZM28 9V8H27ZM96 9V8H95ZM95 9H94V11H92V14H93V12H95ZM102 9H104V7L102 8ZM107 9V8H106ZM111 9V8H110ZM109 9V10H110ZM123 9H124V7H123ZM134 9V8H133ZM149 9H150V7H149ZM148 9V10H149ZM155 9V8H154ZM158 9H159V7H158ZM213 9V8H212ZM215 9V8H214ZM231 9V8H230ZM230 9H228V10H230ZM245 9H248V8H245ZM251 9V8H250ZM93 10V9H92ZM108 10V9H107ZM168 10V9H167ZM174 10H176V9H174ZM184 10V9H183ZM187 10H189V9H187ZM186 10V11H187ZM202 10V9H201ZM208 11H209V9H207ZM206 10V11H207ZM211 10V9H210ZM232 10H233V8H232ZM252 10V9H251ZM255 10V9H254ZM29 11V10H28ZM70 11V10H69ZM69 11H68V14H69ZM74 11V10H73ZM119 11V10H118ZM123 11H125V10H123ZM128 11V10H127ZM134 11H136V10H134ZM160 11H162V10H160ZM164 11V10H163ZM173 11V10H172ZM172 11H170V12H172ZM199 11H200V8H199ZM203 11V10H202ZM206 11H204V12H206ZM220 11H221V9H220ZM219 11V12H220ZM231 11V10H230ZM238 11H239V9H238ZM241 11H242V9H241ZM244 11V10H243ZM256 11H258V9L256 10ZM54 12V11H53ZM52 12V13H53ZM88 12V11H87ZM103 12V11H102ZM121 12H122V9H121ZM126 12V11H125ZM139 12H140V10H139ZM152 12V11H151ZM154 12V11H153ZM158 12V11H157ZM198 12V11H197ZM222 12V11H221ZM224 12V11H223ZM222 12V13H223ZM235 12V11H234ZM75 13V12H74ZM110 13V12H109ZM113 13V12H112ZM118 13V12H117ZM131 13V12H130ZM130 13H128V15L130 14ZM134 13V12H133ZM147 13V12H146ZM173 13H174V11H173ZM183 13V12H182ZM195 13H196V11H195ZM210 13V12H209ZM212 13V12H211ZM216 13V12H215ZM231 13V12H230ZM236 13H238V12H236ZM244 13V12H243ZM247 13H248V11H247ZM77 14V13H76ZM91 14V13H90ZM111 14V13H110ZM119 14V13H118ZM136 14H138V15H140L138 12H136ZM144 14V13H143ZM166 14H167V12H166ZM197 14V13H196ZM205 14H207V13H205ZM205 14H204V16H205ZM217 14V13H216ZM235 14V13H234ZM246 14V13H245ZM249 14V13H248ZM247 14V15H248ZM254 13H252V15H253ZM257 14V13H256ZM71 15V14H70ZM69 15V18L71 19L72 17ZM77 15H79V14H77ZM77 15H76V17H77ZM83 15V14H82ZM81 15V16H82ZM89 15V14H88ZM107 15V14H106ZM115 15V14H114ZM123 16L125 15V13L124 14H122ZM127 15V16H128ZM157 15H159V14H157ZM174 15V14H173ZM184 15V14H183ZM182 15V16H183ZM199 16L200 15H202V14H198ZM209 15V14H208ZM208 15H206L207 17H208ZM212 15V14H211ZM210 15V16H211ZM214 15V14H213ZM212 15V16H213ZM219 15V14H218ZM224 15H226V11H225V14ZM231 15H233V14H231ZM238 15V14H237ZM243 15V14H242ZM241 15V16H242ZM264 15V14H263ZM25 16V15H24ZM24 16H23V18H24ZM81 16H80V18H81ZM86 16V15H85ZM91 16V15H90ZM113 16V15H112ZM118 16L119 15H117V18H118ZM150 16H152V15H150ZM172 16V15H171ZM189 16V15H188ZM217 16V15H216ZM234 16V15H233ZM236 16V15H235ZM239 16H240V14H239ZM238 16V17H239ZM244 16V15H243ZM251 16V15H250ZM254 16V15H253ZM30 18H31V15L29 16ZM76 17H74V19H76ZM79 17V16H78ZM87 17H89V16H87ZM134 17H135V15H134ZM141 17H142V15H141ZM154 17H156V15L154 14ZM153 17V18H154ZM165 17V16H164ZM184 17V16H183ZM198 17V16H197ZM226 18H227V16H225ZM249 17V16H248ZM89 18H91V17H89ZM93 18V17H92ZM110 18V17H109ZM119 18H121V17H119ZM136 18V17H135ZM170 18V17H169ZM173 18V17H172ZM176 18V17H175ZM199 18V17H198ZM197 18V19H198ZM214 18H218V17H214ZM236 18V17H235ZM234 18V19H235ZM240 19H241V17H239ZM238 18V19H239ZM243 18V17H242ZM255 18H256V16H255ZM79 19V18H78ZM94 19H95V17H94ZM99 19V18H98ZM102 19H104V18H102ZM138 19H139V17H138ZM137 19V20H138ZM143 19V18H142ZM145 19V18H144ZM159 19V18H158ZM157 19V20H158ZM162 19V18H161ZM171 19V18H170ZM192 19H194V17L192 18ZM222 19H224V17L222 18ZM51 20H52V22L54 21L53 20V16H51ZM72 20V19H71ZM84 20V19H83ZM85 20H86V18H85ZM119 20V19H118ZM136 20V19H135ZM136 20V21H137ZM141 20V19H140ZM184 20H186V19H184ZM196 20V19H195ZM205 20V19H204ZM211 20H212V18H211ZM219 20H220V18H219ZM245 20V19H244ZM247 20V19H246ZM249 20V19H248ZM23 21V20H22ZM57 21H59L60 23H59V25H60V27H61V31H60V33H56L57 34V36H56V38H53L52 40H49V39H45L46 38V36H45V38H41V40H39L40 41V43H38V41H37V46H33V45H30V49L32 50V51H30V52H28L29 54H30V56H27L25 59L26 60H30L29 62H27L26 63V60L24 59V61L22 62V61H18L19 63L17 64L16 62L14 63L13 62V60L10 58H6L7 57V54L6 53H4L5 51H6V49H5V51L4 52H2L1 50H0V56H1V58H2V60H0V78H3V77H5V78H8L9 80H11L12 81V83L13 84H15V86H16V88H14V90H16V91H19V94L21 95L18 99H24L25 101H26V105L27 106H29V108L31 109V114H33V112H32V110H35V111H37V112H41V111H39V110H36V104H37V100L39 101L40 99H38V97H41V96H43V94H44V92L46 93L47 92V90H48V87L47 86H44V83H47V73H49V72H47V69H48V67L49 68H51V65L49 66V65H47L48 67H47V69H43V65H45L46 66V60H45V58H41L42 56L41 55H39V56H37L36 54H35V52H34V47H37V50L39 51V53L41 54H48L47 52H50L53 56H56L55 58H57V57H60L61 59H60V63L63 65V70L64 71H67L68 70V67H69V64H67V62H65L64 61V59L67 57V56H70V54H72V52L73 51H71V48L69 47V46H67V44H66V42H71V40H72V38H71V36L70 35H72V37H74V38H78V37H81V39H83V38H87V34H84L85 33V31L87 30V26H86V23L85 24H82V22H80V19L78 20V21H76V20H72L73 21V25H72V22H70V21H68V20H64V21H62V20H59V19H57V20H55L54 22L57 24ZM88 21V20H87ZM100 21V20H99ZM102 21V20H101ZM105 21V20H104ZM104 21H102V22H104ZM114 21H116V20H114ZM120 21V20H119ZM129 21V20H128ZM143 21H145V20H143ZM142 21V22H143ZM155 21H156V18H155ZM161 21V20H160ZM165 21V20H164ZM169 21H171V20H169ZM175 21V20H174ZM173 21V22H174ZM191 21V20H190ZM206 21V20H205ZM215 21V20H214ZM236 21H238V20H236ZM253 21V20H252ZM251 21V22H252ZM258 22H259V18H258V20H257ZM24 22V21H23ZM52 22L51 23H47V29L46 30H50V26H53L52 25ZM53 22V23H54ZM84 22V21H83ZM93 22V21H92ZM98 22V21H97ZM106 22V21H105ZM107 22H108V20H107ZM107 22H106V25H107ZM111 22V21H110ZM110 22H108L109 24H110ZM113 22V21H112ZM117 22V21H116ZM115 22V23H116ZM126 22H127V20H126ZM146 22V21H145ZM150 22V21H149ZM182 22V21H181ZM184 22V21H183ZM193 22V21H192ZM194 22H196V21H194ZM221 22H224V21H221ZM245 22V21H244ZM255 22L256 21H254V22H252L253 24H255ZM54 23V24H55ZM71 23V24H70ZM98 23H100V22H98ZM128 23V22H127ZM126 23V24H127ZM136 23V22H135ZM156 23V24H155ZM154 24L155 25H157V22H155ZM213 23H215V22H213ZM212 23V24H213ZM217 23V22H216ZM226 23V22H225ZM228 23V22H227ZM232 23H234V22H232ZM237 23V22H236ZM235 23V24H236ZM23 24V23H22ZM97 24V23H96ZM104 24V23H103ZM125 24V26H127ZM137 24H138V21H137ZM140 24H142V23H140ZM163 24V22L161 23V25ZM182 24V23H181ZM221 24V23H220ZM219 23H218V25H220ZM222 24H224V23H222ZM231 24V23H230ZM233 25V26H237V25ZM258 24V23H257ZM264 24V23H263ZM42 25H44L45 26V24L43 23ZM91 24L89 23V26H90ZM122 25H124L123 23H122ZM130 25V24H129ZM144 25V24H143ZM160 25V24H159ZM159 25H157V27L159 26ZM164 25V24H163ZM173 25H175V24H173ZM180 25V24H179ZM178 25V26H179ZM37 26V25H36ZM92 26V25H91ZM114 28H115V26L114 25H112ZM124 26V27H125ZM134 26H135V24H134ZM140 26V25H139ZM146 26V25H145ZM182 26V25H181ZM224 26V25H223ZM252 26V25H251ZM262 26V25H261ZM94 27V26H93ZM96 27V26H95ZM102 27H104V26H102ZM112 27V29H114ZM128 27V26H127ZM126 27V28H127ZM144 27V26H143ZM156 27V26H155ZM166 27V26H165ZM176 27H177V25H176ZM227 27V26H226ZM15 28V27H14ZM13 28V29H14ZM30 28V27H29ZM45 28L46 27H44V30H45ZM120 28H122V26L120 27ZM134 28V27H133ZM141 27H139V29H140ZM163 28V27H162ZM174 28V27H173ZM178 28V27H177ZM213 28H214V24H213ZM218 29L219 27H215V29ZM224 28V27H223ZM232 28V27H231ZM262 28V27H261ZM22 29V28H21ZM89 29V28H88ZM97 29V28H96ZM100 29V28H99ZM136 29H138V28H136ZM158 29V28H157ZM156 28H155V30H157ZM170 29V28H169ZM220 29V28H219ZM257 29V28H256ZM258 29H259V27H258ZM30 29H28V31H29ZM125 30V29H124ZM128 30V29H127ZM126 30V31H127ZM142 30V29H141ZM140 30V31H141ZM154 30V29H153ZM152 30V31H153ZM159 30V29H158ZM161 30V29H160ZM174 30V29H173ZM175 30H178V29H176L175 28ZM174 30V31H175ZM223 30H225V29H223ZM262 30V29H261ZM17 31H19V30H17ZM96 31V33H97V30H95ZM98 31H100V30H98ZM101 31H104V30H102L101 29ZM112 31L113 30H111V33H112ZM214 31V30H213ZM233 31H235V30H233ZM20 32V31H19ZM36 32V31H35ZM47 33L48 32H52V31H46ZM58 32V31H57ZM88 32H89V30H88ZM110 32V31H109ZM122 32V31H121ZM148 32V31H147ZM156 32V31H155ZM154 32V33H155ZM160 32V31H159ZM165 32V31H164ZM173 32V31H172ZM181 32V34H179V35H176V36H178L179 38H181V39H185V40H190V43L192 42V40L194 41V42H197V40L192 36V33L190 34V33H188V32H183V31H180ZM215 32V31H214ZM225 32H226V30H225ZM252 32H253V30H252ZM99 33V32H98ZM102 33V32H101ZM116 33H118V32H116ZM152 33V32H151ZM150 33V34H151ZM157 33V32H156ZM166 33V32H165ZM175 33H176V31H175ZM210 33V32H209ZM232 33V32H231ZM264 33V32H263ZM11 34V33H10ZM37 34V33H36ZM100 34V33H99ZM133 34V33H132ZM142 34V33H141ZM161 34H162V31H161ZM171 34H174V33H171ZM223 34H224V31H223ZM226 34V33H225ZM228 34V33H227ZM12 35H13V33H12ZM94 36L93 37H95V34H93ZM106 35V34H105ZM104 35V36H105ZM118 35H120V34H118ZM123 35V34H122ZM127 35H128V33H127ZM129 35H130V32H129ZM146 35V34H145ZM155 35V34H154ZM229 35V34H228ZM22 36V35H21ZM59 36H61V37H63V39L62 40H59ZM89 36V35H88ZM92 36V35H91ZM97 36V35H96ZM117 36V35H116ZM134 36V35H133ZM151 36V35H150ZM223 36V35H222ZM227 36V35H226ZM12 36H10V38H11ZM38 37H40V36H38ZM148 37V36H147ZM151 37H153V35L151 36ZM173 38L172 39H174L175 38V36H172ZM225 37V36H224ZM17 38V37H16ZM110 38H111V36H110ZM121 38V37H120ZM132 38V37H131ZM134 38V37H133ZM158 38H159V34H158ZM169 39L171 38V37H168ZM233 38V37H232ZM25 39V38H24ZM23 39V40H24ZM36 39H37V37H36ZM80 39V40H81ZM89 39V38H88ZM126 39V38H125ZM130 39V38H129ZM154 39H156V38H154ZM160 40H161V38H159ZM164 39V38H163ZM229 39V38H228ZM231 39V38H230ZM234 39V38H233ZM22 40V41H23ZM74 40V39H73ZM79 40V41H80ZM85 40V39H84ZM91 40V39H90ZM112 40H114V38L113 39H111V42H112ZM132 40V39H131ZM136 40V39H135ZM218 40H220V38L218 39ZM218 40H216V41H218ZM223 40V39H222ZM254 40V39H253ZM86 41V40H85ZM137 41V40H136ZM143 41V40H142ZM141 41V42H142ZM146 41V40H145ZM145 41H144V44H145ZM154 41V40H153ZM227 41V40H226ZM233 41V40H232ZM6 42H8V41H6ZM9 42H10V40H9ZM20 42V41H19ZM74 42H76L75 40H74ZM119 42V41H118ZM132 42V41H131ZM138 42V41H137ZM136 42V43H137ZM149 42H151V40L149 41ZM155 42V41H154ZM219 42V41H218ZM224 42V41H223ZM258 42V41H257ZM27 43V42H26ZM34 43H36L35 42V40H34ZM115 43V42H114ZM127 43V42H126ZM158 43V42H157ZM222 43V42H221ZM225 43H227V42H225ZM253 43H254V41H253ZM16 44H19V43H16ZM75 44V43H74ZM134 42H133V46H134ZM140 44V43H139ZM149 44V43H148ZM148 44H145V46H147ZM166 44H168V43H166ZM213 44V43H212ZM228 45H229V43H227ZM244 44V43H243ZM262 44V43H261ZM6 45H8L7 43H6ZM20 45V44H19ZM112 45L114 46V44L112 43ZM138 45V44H137ZM155 45V44H154ZM214 45H215V42H214ZM214 45H212L213 47H215ZM223 45V44H222ZM226 45V44H225ZM116 46V45H115ZM125 46V45H124ZM138 46H140V45H138ZM142 46V45H141ZM140 46V47H141ZM166 46V45H165ZM181 46V45H180ZM212 46H210L211 48H213ZM254 46V45H253ZM257 46V45H256ZM262 46V45H261ZM28 47V46H27ZM89 47V46H88ZM92 47V46H91ZM120 47V46H119ZM118 47V48H119ZM139 47V49H137L138 51L141 49ZM149 47H152V45H150ZM209 47V48H210ZM227 47V46H226ZM263 47V46H262ZM261 47V48H262ZM2 48V47H1ZM83 48H84V46H83ZM82 48V46H79L78 44H77V42H76V47H75V49H73V50H76L75 51V53L76 54H80V50H81V53L83 52V49ZM136 48V47H135ZM145 48V47H144ZM166 48V47H165ZM170 48V47H169ZM253 48V47H252ZM258 48V47H257ZM21 49V48H20ZM83 49V50H82ZM116 49V48H115ZM131 49V48H130ZM142 49H143V47H142ZM146 49V48H145ZM152 49V48H151ZM154 49V48H153ZM159 49V48H158ZM193 49V48H192ZM222 49V48H221ZM224 49H225V47H224ZM228 49V48H227ZM236 49V48H235ZM245 49V48H244ZM259 49H260V47H259ZM88 50V49H87ZM90 50V49H89ZM136 50V49H135ZM148 50V49H147ZM170 50H172V49H170ZM176 50V49H175ZM220 50V49H219ZM23 51H24V49H23ZM22 51V52H23ZM92 50H90V52H91ZM117 51H118V49H117ZM120 51V50H119ZM118 51V52H119ZM128 51V50H127ZM130 51V50H129ZM141 51H143V50H141ZM156 51V50H155ZM160 51V50H159ZM212 51H213V49H212ZM227 51V50H226ZM87 52V51H86ZM89 52V51H88ZM135 52V51H134ZM165 52H166V50H165ZM173 51H171L170 53H172ZM209 52V51H208ZM214 52H215V50H214ZM219 52V51H218ZM217 52V53H218ZM224 52V51H223ZM230 51H228V53H229ZM240 52V51H239ZM257 52V51H256ZM124 53H126V52H124ZM131 53V52H130ZM145 53V52H144ZM216 53V52H215ZM214 53V54H215ZM222 53V52H221ZM227 53V52H226ZM230 53H232V52H230ZM234 53V52H233ZM241 53V52H240ZM239 53V54H240ZM253 53V52H252ZM259 53V52H258ZM10 54V53H9ZM28 54V55H29ZM86 55H87V53H85ZM117 54V53H116ZM128 53H126V55H127ZM162 54V53H161ZM160 54V55H161ZM174 54V53H173ZM210 54V53H209ZM212 54V53H211ZM218 54H220V53H218ZM217 54V55H218ZM238 54V53H237ZM245 54H246V52H245ZM255 54V53H254ZM16 55V54H15ZM22 55V54H21ZM50 55V54H49ZM135 55V54H134ZM140 55V54H139ZM149 55V54H148ZM253 55V54H252ZM12 56V55H11ZM19 56V55H18ZM22 56H24V55H22ZM41 56V57H40ZM129 56H132L131 54L129 55ZM147 56V55H146ZM162 56V55H161ZM167 56V55H166ZM168 56H169V54H168ZM223 56V58H224V54L222 55L221 54V57ZM230 56V55H229ZM233 56H235V55H233ZM240 56H241V54H240ZM244 55H242L241 57L242 58H244V59H246L245 57H243ZM248 56V55H247ZM260 56V55H259ZM263 56V55H262ZM9 57H10V55H9ZM25 57V56H24ZM23 57V58H24ZM122 57V56H121ZM148 57V56H147ZM176 57V56H175ZM174 57V58H175ZM213 57V56H212ZM253 57V56H252ZM19 58H21V56H19ZM130 58H132V57H130ZM136 58V57H135ZM135 58H134V60H135ZM138 58V57H137ZM136 58V59H137ZM165 58V57H164ZM173 58V57H172ZM214 58V57H213ZM219 58V57H218ZM222 58V59H223ZM240 58V57H239ZM256 58V57H255ZM18 59V58H17ZM122 59V58H121ZM120 59V56H119V59H115L114 58V56H112V55H110L109 56V59H108V61H109V63L111 62V64H112V62L114 63V65H115V67H119V65L120 64H122V66H124V64H123V61ZM155 59V58H154ZM203 59V58H202ZM209 59H210V57H209ZM237 59V58H236ZM19 60H21V59H19ZM67 60V59H66ZM102 60V59H101ZM105 60L106 59H104L103 61L105 62ZM125 60V59H124ZM146 60V59H145ZM149 60V59H148ZM159 60H160V58H159ZM172 60V59H171ZM174 60V59H173ZM172 60V61H173ZM177 60V59H176ZM198 60V59H197ZM224 60V59H223ZM238 60V59H237ZM257 60V59H256ZM259 60V59H258ZM56 61V60H55ZM59 61V60H58ZM129 61V60H128ZM169 61V60H168ZM212 61H216V60H212ZM218 61V60H217ZM229 61H230V59H229ZM242 61V60H241ZM31 62V63H30ZM132 62V61H131ZM144 62H146V64H147V61H144ZM167 62V61H166ZM165 62V63H166ZM237 62V61H236ZM247 62V61H246ZM54 63V62H53ZM58 63V62H57ZM107 63V62H106ZM129 63V62H128ZM138 63H141V62H139L138 61ZM153 63V62H152ZM159 63H160V61H159ZM164 63V64H165ZM171 63V62H170ZM170 63H167V64H170ZM196 63V62H195ZM206 63V62H205ZM212 63H214V62H212ZM241 63V62H240ZM240 63H239V60H238V64L240 65ZM258 63V62H257ZM256 63V64H257ZM35 64H39L40 66L36 69V68H34V66L33 65H35ZM43 64V65H42ZM52 64V63H51ZM56 64V63H55ZM54 64V65H55ZM89 64H90V62H89ZM92 65H93V62L91 63ZM96 64H98V63H96ZM95 64V65H96ZM110 64V65H111ZM157 64V63H156ZM155 64V65H156ZM232 64V63H231ZM234 64V63H233ZM237 64V65H238ZM251 64H254L255 65V62L254 63H251ZM53 65V64H52ZM53 65V67H52V71H54V72H56L58 69H57V67L56 66H54ZM59 65V64H58ZM152 65V64H151ZM242 65H244L243 63L241 64V66ZM259 65V64H258ZM132 66V65H131ZM130 66V67H131ZM135 66V65H134ZM140 66V65H139ZM144 66H146V65H143V66H141V67H144ZM149 66V65H148ZM210 66V65H209ZM234 66H235V64H234ZM250 66V65H249ZM249 66H248V68H249ZM253 66V65H252ZM257 66V65H256ZM72 67V66H71ZM76 72H74V75H72L71 73L69 74V76H68V78H67V81L66 82H70V81H74V84L77 86V87H80L79 89H80V91L82 92L83 91V87H84V84H85V80H82V75H83V69H82V67H81V65H76ZM90 67V66H89ZM104 67H106L105 66V64H104ZM103 67V68H104ZM130 67H129V69H130ZM161 67V66H160ZM165 67V66H164ZM207 67V66H206ZM225 67V66H224ZM231 68H233L232 66H230ZM239 67V66H238ZM258 67V66H257ZM261 67V66H260ZM91 68H92V66H91ZM90 68V69H91ZM108 68V67H107ZM155 68H156V66H155ZM166 68V67H165ZM164 68V69H165ZM174 68V67H173ZM211 68H213V67H211ZM215 68V67H214ZM234 68H236V67H234ZM259 68V67H258ZM73 69H75V68H73ZM88 68H86V70H87ZM89 69V70H90ZM100 69V68H99ZM98 69V70H99ZM137 69V68H136ZM141 69H143V68H141ZM141 69H139L140 71H142ZM149 69V68H148ZM151 69H152V67H151ZM157 69V68H156ZM222 69V68H221ZM246 70H248L247 68H245ZM254 69V68H253ZM264 69V68H263ZM85 69H84V71H86ZM94 70H96V69H94ZM98 70H96V72H95V76H92V79H93V81H92V83H93V85L95 86L96 85V87H95V90H96V93H97V90L99 89V87H104V86H101V85H103V81H108L109 79H111V80H114V79H119V78H121L122 77V71H121V68H118V69H114L113 70V73L111 74V78L110 77H108V76H106V77H104V75H103V70L101 71V72H99ZM131 70V69H130ZM132 70H134L133 69V67H132ZM138 70V71H139ZM155 70V69H154ZM167 70H168V68H167ZM171 70V69H170ZM173 70V69H172ZM206 70V69H205ZM214 70V69H213ZM232 70V69H231ZM237 70H238V68H237ZM252 70V69H251ZM262 70V69H261ZM106 71V70H105ZM104 71V72H105ZM136 71V70H135ZM153 71V70H152ZM160 71V70H159ZM161 71H163V70H161ZM178 71H179V69H178ZM208 71H210V70H208ZM224 71H226L225 70V68H224ZM230 71V70H229ZM228 71V72H229ZM234 71V70H233ZM233 71H231L232 73H233ZM239 71V70H238ZM242 71V70H241ZM108 72H110V71H108ZM130 72V71H129ZM128 72V73H129ZM143 72V71H142ZM154 72V71H153ZM156 72V71H155ZM214 72V71H213ZM217 72V71H216ZM216 72L214 73V74H216ZM244 72V71H243ZM40 73H42V75H40ZM88 73V72H87ZM107 73V72H106ZM126 73V72H125ZM124 72H123V74H125ZM131 73H132V71H131ZM159 73V72H158ZM163 73V72H162ZM161 73V74H162ZM171 73V72H170ZM179 73H181V72H179ZM212 73V72H211ZM235 73H236V71H235ZM246 73H247V71H246ZM250 73V72H249ZM259 73H260V71H259ZM258 73V74H259ZM89 74V73H88ZM90 74H91V72H90ZM89 74V75H90ZM135 74H138V73H135ZM160 74V73H159ZM158 74V75H159ZM182 74V73H181ZM186 74V73H185ZM190 74V73H189ZM195 74V73H194ZM193 74V75H194ZM225 74H226V72H225ZM251 74V73H250ZM43 75H45V79H44V77H43ZM49 75V74H48ZM87 75V74H86ZM110 75V74H109ZM127 75V74H126ZM143 75H144V73H143ZM177 75V74H176ZM192 75V77H194ZM221 75V74H220ZM242 75V74H241ZM246 75V74H245ZM244 75V76H245ZM254 75V74H253ZM253 75H252V77H253ZM260 75V74H259ZM84 76V75H83ZM128 76V75H127ZM132 76H135V78H136V75H132ZM142 76V75H141ZM185 75H183V77H184ZM196 76H197V74H196ZM226 76V75H225ZM232 76V75H231ZM246 76H248V75H246ZM245 76V77H246ZM255 76V75H254ZM262 76V75H261ZM124 77V76H123ZM129 77V76H128ZM127 77V78H128ZM130 77H131V75H130ZM140 77V76H139ZM157 77V76H156ZM156 77H155V79H156ZM163 77V76H162ZM168 77H170V76H167V78ZM182 77V76H181ZM216 77V76H215ZM219 77V76H218ZM233 77V76H232ZM257 77V76H256ZM85 78H87L86 76H85ZM134 78V80H136ZM158 78V77H157ZM174 78V77H173ZM188 78H189V76H188ZM187 78V79H188ZM210 78H211V76H210ZM227 78V77H226ZM249 77H247V81L249 80L248 79ZM251 78V77H250ZM4 79V78H3ZM59 79V78H58ZM58 79H57V81H58ZM64 79V78H63ZM90 79V78H89ZM133 79V78H132ZM141 79H142V77H141ZM161 79V78H160ZM160 79H159V81H160ZM165 79V78H164ZM186 79V78H185ZM195 78H193V80H194ZM198 79V78H197ZM217 79V78H216ZM223 79V78H222ZM233 79H235V77L233 78ZM243 79V78H242ZM258 79V78H257ZM256 79V80H257ZM121 80V79H120ZM120 80H118V81H120ZM123 80V79H122ZM124 80H125V78H124ZM138 80V79H137ZM140 80V79H139ZM168 80V79H167ZM208 80H212V79H208ZM215 80V79H214ZM214 80H212V81H214ZM241 80V79H240ZM129 81H130V79H129ZM128 81V82H129ZM176 81V80H175ZM174 81V82H175ZM178 81V80H177ZM224 81V80H223ZM237 81H239V80H237ZM243 81V80H242ZM251 81V83H253L252 82V80H250ZM260 80L258 79V82H259ZM262 81V80H261ZM260 81V82H261ZM5 82H8V81H5ZM39 82V83H38ZM91 82V81H90ZM112 82H115V80L114 81H112ZM121 82V81H120ZM126 82V81H125ZM134 82V81H133ZM138 82H140V81H138ZM142 82H143V80H142ZM148 82V81H147ZM158 82V81H157ZM167 82V81H166ZM168 82H170V81H168ZM185 82V81H184ZM183 82V83H184ZM190 82V81H189ZM194 82H196V80L194 81ZM201 82V81H200ZM216 82V81H215ZM221 82V81H220ZM240 82V81H239ZM239 82H237V83H239ZM10 83V82H9ZM57 83V82H56ZM60 83V82H59ZM63 83V82H62ZM108 83H109V81H108ZM116 83V82H115ZM135 83H137V82H135ZM149 83V82H148ZM177 82H175V84H176ZM180 83V82H179ZM179 83H178V86H179ZM182 83V86L184 85ZM188 83V82H187ZM203 83H204V81H203ZM206 83V82H205ZM217 83H218V81H217ZM224 83H225V81H224ZM224 83H222V84H224ZM244 83V82H243ZM257 83V82H256ZM255 83V84H256ZM48 84V83H47ZM65 84H67V83H65ZM70 84V83H69ZM117 84V83H116ZM115 84V85H116ZM121 84V83H120ZM119 84V85H120ZM138 84V83H137ZM144 84H145V82H144ZM151 84V83H150ZM174 84V85H175ZM186 84V83H185ZM192 84V83H191ZM194 84V83H193ZM196 84V83H195ZM199 84V83H198ZM202 84V83H201ZM207 84V83H206ZM220 84L221 83H219V86H220ZM246 84V83H245ZM248 84V83H247ZM258 84V83H257ZM64 85V84H63ZM73 85V84H72ZM105 85V84H104ZM123 85V84H122ZM121 85V86H122ZM124 85H126V83L124 84ZM129 85V84H128ZM134 85V84H133ZM140 85H141V83H140ZM165 85V84H164ZM169 85V84H168ZM177 85V84H176ZM190 85V84H189ZM188 85V86H189ZM204 85V84H203ZM212 87H214V85H215V83L213 84L212 83ZM230 85H232L233 86V84L231 83ZM236 85V84H235ZM49 86V85H48ZM50 86H51V84H50ZM59 86V85H58ZM69 86V85H68ZM112 86H114V84L112 85ZM142 86V85H141ZM144 86V85H143ZM146 87L148 86V84L146 83V85H145ZM172 86V85H171ZM192 86V85H191ZM190 86V87H191ZM199 86V85H198ZM223 86H225V84L223 85ZM222 86V87H223ZM242 86H244V84L242 85ZM246 86V85H245ZM253 86H255L254 84H253ZM62 87V86H61ZM60 87V89L58 90V92H60V97H61V95H62V93H63V101L62 102H60V101H56V102H54L53 103V105H57L58 106V108H57V110H59V108L61 109V110H67V111H64V112H66V113H68V117H65V119L66 118H69V116H70V114L72 113L73 114V112H70L69 113V110L71 109V110H74V107L73 106H68L67 104H69L68 102H67V104L65 103V100L64 99H66V98H68L69 99V97H65V96H69V95H71V92H69V90H67L68 92H66V89H63L62 90V88ZM119 87V86H118ZM127 87H129V86H127ZM137 87V86H136ZM173 87V86H172ZM202 87V86H201ZM210 85H209V89H210ZM237 87H239V84H238V86ZM241 87V86H240ZM252 87V86H251ZM250 87V88H251ZM262 87H263V85H262ZM58 88V87H57ZM64 88V87H63ZM88 88V87H87ZM90 88V87H89ZM109 88V87H108ZM112 88V87H111ZM123 88V87H122ZM134 88H135V85H134ZM134 88H133V90H131V91H135L134 93V95H135V97H136V90H134ZM138 88V87H137ZM136 88V89H137ZM145 88V87H144ZM173 88H175V87H173ZM173 88H171V89H173ZM192 88V87H191ZM203 88V87H202ZM207 88V87H206ZM226 88H227V85H226ZM21 89V90H20ZM53 89V88H52ZM72 89L73 90H75L76 91V89H74V87H72ZM93 89V88H92ZM105 89V88H104ZM124 89V88H123ZM125 89H126V86H125ZM181 89H182V87H181ZM220 89H223V88H220ZM228 89H229V87H228ZM241 89V88H240ZM252 89V88H251ZM256 89H258V88H256ZM30 90V91H29ZM31 90H34L35 92H36V94H35V96L33 97V96H31L29 93L31 92ZM55 90H57V89H55ZM91 90V89H90ZM111 89L109 88V90H108V92L110 91ZM114 90V89H113ZM113 90H111V91H113ZM119 90V89H118ZM128 90V89H127ZM139 90V89H138ZM164 90V89H163ZM183 90V89H182ZM191 90V89H190ZM207 90V89H206ZM217 90V89H216ZM225 90V89H224ZM230 90V89H229ZM235 90V89H234ZM238 90V89H237ZM243 90H245V88L243 89ZM248 90V89H247ZM22 91V92H21ZM70 91H72L71 89H70ZM84 91H87V89L85 88L84 89ZM105 91H107V90H105ZM111 91L109 92V93H111ZM126 91V90H125ZM143 91V90H142ZM148 91H150V90H148ZM158 91V90H157ZM156 91V92H157ZM161 91V90H160ZM180 91V90H179ZM184 91V90H183ZM201 91H204V90H201ZM231 91V90H230ZM239 91V90H238ZM246 91V90H245ZM249 91V90H248ZM253 91V90H252ZM259 91V90H258ZM257 91V92H258ZM264 91V90H263ZM263 91H260V92H263ZM29 92V93H28ZM50 92V91H49ZM78 92V91H77ZM117 92V91H116ZM121 92H122V90H121ZM128 92V91H127ZM129 92H130V90H129ZM156 92H154V93H156ZM175 92V91H174ZM182 92V91H181ZM197 92V91H196ZM209 92H210V90H209ZM221 92V91H220ZM237 92V91H236ZM1 93V92H0ZM32 93V92H31ZM83 93V92H82ZM81 93V94H82ZM87 93H90V91L89 92H86V95H87ZM96 93H95V91H91V93L90 94H92L93 95V97L95 96V97H98V96H96ZM100 93V92H99ZM119 93V92H118ZM132 93V92H131ZM143 92H141V94H142ZM151 93L152 94H154L152 91H151ZM166 93V92H165ZM164 93V94H165ZM168 93V92H167ZM170 93V92H169ZM180 93V92H179ZM191 93H193V92H191L190 91V95H192ZM197 93H199V91L197 92ZM207 93V92H206ZM212 93H213V91H212ZM214 93H216L215 91H214ZM231 93V92H230ZM248 93V92H247ZM249 93H251V92H249ZM18 94V93H17ZM47 94V93H46ZM55 94V93H54ZM58 94L56 95V96H58ZM77 95L78 97H77V100H78V98L79 99H81L82 98V95ZM85 94V93H84ZM98 94V93H97ZM121 94V93H120ZM133 94V93H132ZM145 94V93H144ZM147 94V93H146ZM159 94H160V92H159ZM162 94V93H161ZM164 94H162L163 96H164ZM175 94V93H174ZM183 94V93H182ZM187 94V93H186ZM194 94V93H193ZM204 94H205V92H204ZM210 95H211V93H209ZM216 94H218V93H216ZM223 94V93H222ZM222 94H220V95H222ZM236 95H238L237 93H235ZM246 94V93H245ZM262 94V93H261ZM34 95V94H33ZM76 95V94H75ZM85 95V96H86ZM102 95H104V92H103V94ZM109 95V94H108ZM113 94H111L110 96H112ZM116 95V94H115ZM126 95V94H125ZM150 95V94H149ZM157 95V94H156ZM166 95V94H165ZM173 95V94H172ZM172 95H170V96H172ZM181 95V94H180ZM187 95H189V94H187ZM189 95V96H190ZM195 95V94H194ZM193 95V96H194ZM199 95H202V93L200 94L199 93ZM199 95H198V99H199ZM219 95V94H218ZM219 95V96H220ZM226 95V94H225ZM224 95V96H225ZM247 95V94H246ZM257 95V94H256ZM260 95V94H259ZM50 96V95H49ZM91 96V95H90ZM89 96V97H90ZM100 96V95H99ZM109 96V97H110ZM120 96V95H119ZM119 96H118V98H119ZM123 96V95H122ZM141 96H143V95H141ZM175 96V95H174ZM196 96V95H195ZM203 96V95H202ZM217 96V95H216ZM227 96V95H226ZM230 96V95H229ZM228 96V98H231V97H229ZM235 96V95H234ZM252 96V95H251ZM263 96V95H262ZM15 97V96H14ZM18 97V96H17ZM32 97V98H31ZM45 97V96H44ZM52 97V96H51ZM74 97V96H73ZM92 97V98H93ZM108 97V96H107ZM131 97H132V95H131ZM168 97V96H167ZM178 97V96H177ZM176 97V98H177ZM182 97V96H181ZM187 97V96H186ZM242 97V96H241ZM256 97V96H255ZM31 98V99H30ZM47 98H49V97H47ZM53 98H55V96L53 97ZM52 98V99H53ZM58 98V97H57ZM76 98V97H75ZM91 98V99H92ZM102 98V97H101ZM106 98V97H105ZM112 98V97H111ZM130 98V97H129ZM149 98V97H148ZM151 98V97H150ZM157 98V97H156ZM172 98V97H171ZM170 98V99H171ZM174 98V97H173ZM184 98V97H183ZM188 98V97H187ZM202 98V97H201ZM208 98V97H207ZM215 98V97H214ZM217 98V97H216ZM239 98H240V96H239ZM239 98H238V100H239ZM243 98H245V95H244V97H242L241 99H243ZM246 98H247V96H246ZM83 99V98H82ZM97 99V98H96ZM96 99H94V100H96ZM99 99H100V97H99ZM108 99V98H107ZM127 99V98H126ZM132 99H133V97H132ZM137 99H138V97H137ZM146 99V98H145ZM166 99V98H165ZM169 99V98H168ZM175 99V98H174ZM189 99H191V98H188V103H189ZM195 99V98H194ZM221 99H223V97L221 98ZM225 99V98H224ZM235 99V98H234ZM248 99H249V97H248ZM248 99H246V100H248ZM254 99V98H253ZM16 100V99H15ZM47 100V99H46ZM54 100V99H53ZM56 100V99H55ZM77 100L75 101V102H77ZM98 100V99H97ZM102 100V99H101ZM104 100V99H103ZM111 100V99H110ZM115 99H113V101H114ZM116 100H117V98H116ZM120 99H118V101H119ZM123 100H124V98H123ZM135 100V99H134ZM151 100V99H150ZM157 100H158V98H157ZM157 100H156V103H157ZM164 100V99H163ZM191 100H193V99H191ZM190 100V101H191ZM201 100H203V99H201ZM207 100V99H206ZM212 100H215V99H212ZM227 100L228 99H226V102H227ZM232 100H233V98H232ZM231 100V101H232ZM244 100V99H243ZM259 100V99H258ZM19 101V100H18ZM42 101V100H41ZM68 101V100H67ZM72 101V100H71ZM88 102H89V100H87ZM104 101H106V100H104ZM108 102H110V104H111V101H109V100H107ZM106 101V102H107ZM121 101V100H120ZM147 101V100H146ZM146 101L144 102V100H143V102H144V104L146 103ZM160 101V100H159ZM183 101H185L184 99H183ZM182 101V99H181V102H183ZM195 101V100H194ZM205 101V100H204ZM235 101H236V99H235ZM248 101H250V100H248ZM257 101V100H256ZM20 102V101H19ZM45 102V101H44ZM73 102H74V100H73ZM80 102V101H79ZM83 102H85V101H83ZM82 102V103H83ZM91 102V101H90ZM90 102H89V104H90ZM99 102V101H98ZM101 102V101H100ZM105 102V103H106ZM107 102V103H108ZM130 102H131V100H130ZM153 102V101H152ZM164 102V101H163ZM168 102V101H167ZM179 102V101H178ZM206 102V101H205ZM204 102V103H205ZM212 102V101H211ZM217 102V101H216ZM215 102V103H216ZM220 102V101H219ZM222 103L223 102H225V101H221ZM229 102V101H228ZM237 102H240V101H237ZM252 102H254V101H252ZM258 102V101H257ZM262 102V101H261ZM46 103V102H45ZM49 103V102H48ZM51 103V102H50ZM72 103V102H71ZM86 103V102H85ZM94 103V102H93ZM102 103V102H101ZM120 103V102H119ZM132 103V102H131ZM134 103H136V101L134 102ZM174 103V102H173ZM196 103V102H195ZM207 103V102H206ZM213 103H214V101H213ZM230 103V102H229ZM242 103V102H241ZM240 103V104H241ZM250 103V102H249ZM248 103V104H249ZM16 104V103H15ZM84 104V103H83ZM83 104H82V106H83ZM100 104V103H99ZM127 104V103H126ZM149 104V103H148ZM151 104V103H150ZM149 104V105H150ZM168 104V103H167ZM170 104L172 105V103H171V101H170ZM176 104H177V102H176ZM179 104V103H178ZM178 104H177V106H178ZM190 104H191V102H190ZM194 104V102L192 103V105ZM197 104V103H196ZM196 104H194V105H196ZM231 104V103H230ZM235 104H236V102H235ZM239 104V105H240ZM41 105H43V104H41L40 103V109H41ZM55 105V106H56ZM71 105H73V104H71ZM81 105V103H79V105L77 104V106L76 107H79ZM92 105V104H91ZM104 105V104H103ZM120 105V104H119ZM129 105V104H128ZM132 104H130V106H131ZM137 105V104H136ZM154 105H155V103H154ZM153 105V106H154ZM159 105L160 104H158V106H157V108H159ZM207 105V104H206ZM218 105V104H217ZM219 105H220V103H219ZM223 105H224V103H223ZM238 105V106H239ZM245 104H243V106H244ZM246 105H247V103H246ZM251 105H252V103H251ZM254 105V104H253ZM257 105H258V103H257ZM17 106V105H16ZM49 106V105H48ZM93 106H95V105H93ZM99 106V105H98ZM97 106V107H98ZM106 106V105H105ZM109 106H111V105H109ZM112 106H114V104L112 105ZM116 106H117V104H116ZM115 106V107H116ZM121 106H123V105H121ZM144 106V105H143ZM174 106V105H173ZM180 106V105H179ZM183 106V105H182ZM197 106V105H196ZM195 106V108H197ZM210 106V105H209ZM216 106V105H215ZM221 106V105H220ZM226 106H228V105H226ZM255 106V105H254ZM51 107V106H50ZM84 107V106H83ZM89 107V106H88ZM96 107V108H97ZM101 107V106H100ZM107 107V106H106ZM118 107V106H117ZM139 108H140V106H138ZM147 107H148V105H147ZM165 107V106H164ZM181 107V106H180ZM187 107H189V106H186V108H185V110H188L187 109ZM192 107V106H191ZM229 107V106H228ZM227 107V108H228ZM234 107H235V105H234ZM233 107V108H234ZM236 107H237V105H236ZM235 107V108H236ZM242 107V106H241ZM246 106H244V108H245ZM253 107V106H252ZM256 107V106H255ZM258 107V106H257ZM14 108V107H13ZM24 108H26V106L24 107ZM48 108V107H47ZM84 108H86V106L84 107ZM84 108H83V110H84ZM99 108V107H98ZM131 108H133V107H131ZM150 108H151V106H150ZM156 108V107H155ZM156 108V109H157ZM174 108V107H173ZM177 108H179V107H177ZM194 108V109H195ZM205 108V107H204ZM214 108H216V107H214ZM221 109L222 107H218L217 109ZM224 108V107H223ZM230 108H232V107H230ZM230 108H228V110L230 109ZM261 108H262V106H261ZM260 108V109H261ZM15 109V108H14ZM76 109V108H75ZM88 109H90V107L88 108ZM105 109H107L108 110V108H105ZM135 109V108H134ZM138 109V108H137ZM142 109V108H141ZM140 109V111H143V110H141ZM143 109H144V107H143ZM168 109V108H167ZM170 109H171V107H170ZM169 109V110H170ZM191 109V108H190ZM200 109V108H199ZM209 109V108H208ZM216 109V110H217ZM220 109L218 110V111H220ZM226 109V108H225ZM241 109V108H240ZM239 109V110H240ZM247 109V108H246ZM245 109V110H246ZM249 109V108H248ZM250 109H251V107H250ZM260 109H259V111H260ZM264 109V108H263ZM56 109H55V107H54V109H52V112H53V114L54 115H52L55 119H57L58 121H59V116L61 115V111L60 112H58ZM82 110V109H81ZM99 110V109H98ZM114 110V109H113ZM136 110V109H135ZM147 110H148V108H147ZM158 110V109H157ZM156 110V111H157ZM165 110V109H164ZM178 110V109H177ZM176 110V111H177ZM181 110V109H180ZM198 110V109H197ZM201 110H202V108H201ZM200 110V111H201ZM214 110V109H213ZM212 110V111H213ZM244 110V109H243ZM257 110V109H256ZM262 110V109H261ZM14 111V110H13ZM25 111V110H24ZM30 111V110H29ZM77 111V110H76ZM79 111V110H78ZM91 111V110H90ZM96 111V110H95ZM102 111H103V109H102ZM123 111V110H122ZM134 111V110H133ZM145 111V110H144ZM154 111H155V109H154ZM175 111V112H176ZM195 111V110H194ZM199 111V110H198ZM205 110H203L202 111V113L204 112ZM208 111V110H207ZM209 111H210V109H209ZM250 111V110H249ZM252 111V110H251ZM254 112H255V108H254V110H253ZM263 111V110H262ZM262 111H261V113H262ZM19 112H21L22 113V110L21 111H19L18 110V114H19ZM58 112V113H57ZM83 112H85V110L83 111ZM97 112H99V111H97ZM97 112L95 113V114H97ZM116 112H117V110H116ZM127 112V111H126ZM137 112V111H136ZM149 112V111H148ZM159 112V111H158ZM162 112V111H161ZM170 112V111H169ZM185 112V111H184ZM190 112H191V110H190ZM216 112V111H215ZM221 112V111H220ZM227 112V111H226ZM231 112V111H230ZM253 112V114H256V113H254ZM257 112V111H256ZM15 113V112H14ZM74 113H75V111H74ZM80 113V112H79ZM87 113H88V111H87ZM87 113H86V115H87ZM111 113H113V112H111ZM121 113V112H120ZM120 113H118V114H120ZM123 113V112H122ZM129 113V112H128ZM135 113V112H134ZM140 113V112H139ZM151 113L152 112H150V116H152L151 115ZM200 113V112H199ZM213 113V112H212ZM217 113V112H216ZM225 113V112H224ZM223 113V114H224ZM227 113H229V111L227 112ZM226 113V114H227ZM242 113H244V111L242 112ZM17 114V113H16ZM28 114V113H27ZM30 114V115H31ZM51 114V113H50ZM63 114V113H62ZM78 114V113H77ZM76 114V115H77ZM90 114V113H89ZM106 114V113H105ZM114 114V113H113ZM117 114V113H116ZM142 114H144V113H142ZM154 114V113H153ZM182 114H184V113H182ZM201 114V113H200ZM203 114H205V113H203ZM209 114H210V112H209ZM215 114V113H214ZM239 114V113H238ZM245 114V113H244ZM243 114V115H244ZM246 114H247V110H246ZM249 114V113H248ZM248 114H247V117H249L248 116ZM252 114V115H253ZM29 115V114H28ZM29 115V116H30ZM35 115V114H34ZM33 115V116H34ZM66 115V114H65ZM102 115V114H101ZM123 115H124V113H123ZM145 115V114H144ZM164 116H165V114H163ZM167 115V114H166ZM171 115V114H170ZM174 115V114H173ZM180 115V114H179ZM199 115V114H198ZM213 115V114H212ZM217 115V114H216ZM235 115V114H234ZM234 115H233V117H234ZM242 115V116H243ZM251 115V116H252ZM27 116V115H26ZM25 114L23 113L22 114V120H18L19 122H17V124H16V126L14 127V130H12L13 131V133L12 134H16V137L17 136H19L20 138L19 139H16L15 137H14V135H10V134H8V135H10L9 137H0V145H1V147H9L10 149H13L15 152L14 153H12V154H8V153H10L11 151H8L7 153H3V154H1L0 155V159L1 160H3V159H5V160H9L10 162H8V164L9 165H7L6 166V169L5 170H11V172H12V174L16 177V178H20V180L21 181H16V182H12L14 185L12 186L11 185V187H8L7 188V191H4L3 190V188L5 187H7V186H4L3 188H1L0 187V199L1 200H9L8 201V205H4L2 202V204L4 205L3 206V209L1 208V210H0V221L1 220H4V223L2 224H0V264H26V263H28V264H57L56 262H52V261H50V262H48L47 260L45 261V258L47 257L46 255V253H47V251L49 250V248H48V246H47V244H48V241H51L52 239H53V241L56 239H54V235L56 234V232L59 230V232H60V234L61 235H63V237H67L68 236V232H70V233H72L73 234V237L70 239V240H75L76 241V243L75 244H77L76 246H77V248H78V250L81 252V253H85L86 255H90L91 253H94L95 255H97V257L95 258V262H96V264H113V262H114V254L115 253H117V257L119 256L120 258H119V260H120V262H121V264H126V263H128L129 262V264H130V261H131V263L132 264H134V263H136V264H141L140 262H138L139 260L136 258V257H138L139 259L140 258H144V256L146 255V253H144V254H142V253H140L139 254V252H141L140 250H139V252H137V250H136V248L133 246V245H131L132 244V242H131V244L130 245H128V246H125L124 247V250H125V252H124V254L123 255H121L122 253H121V250L119 251L118 249H120L119 248V245L120 244H117L115 241H114V238H115V240H118L116 237H114L113 236V230H112V225L114 224V222H115V224L114 225H116V223H117V225L118 224H122V223H124L122 220L125 218L124 216V218L122 219H120L119 217H120V215H119V217L117 216L118 215V213H117V215L115 214L116 212H114V211H112V213L114 212V216H112L111 218H109L110 219V222H111V224L109 225V223H106V222H103V217L105 216V215H103V208H104V202L103 203H101V199H102V197L101 196H99L96 192H95V190L97 189L98 191H100V189L103 187V179L101 178V176H102V172H101V170H100V165L99 164H103L104 162H106V161H104V160H107L106 158H109L110 157V154H106V151H104V150H101V149H99L98 147H96V146H94V145H92L93 143H95V142H92L93 140H91L90 141V136L89 137H87V135L85 134V132L83 133V135H82V133H81V135L79 134V137H80V139H79V141L76 143H71L70 144V140L69 139H67L68 138V136H67V138L65 137V138H61L60 136H57V134H54L53 132V134H50V133H48V132H45V131H47V130H45L44 129V132H42V133H40V134H34V133H39V132H36L37 131V129H35V127L37 128V126L38 125H36V122L34 121V119L32 118L31 120H29L28 121V118L26 119L25 117ZM32 116V117H33ZM47 116H49V114L47 115ZM79 116V115H78ZM77 116V117H78ZM80 116H81V113H80ZM83 116H85V114L83 115ZM103 116V115H102ZM107 116H108V114H107ZM113 116V115H112ZM128 116V115H127ZM132 116V115H131ZM131 116H129V117H131ZM136 116V115H135ZM139 116V115H138ZM146 116V115H145ZM172 116V115H171ZM174 116H177V114L176 115H174ZM186 116V115H185ZM188 116V115H187ZM190 116V115H189ZM196 116V115H195ZM206 116H209V115H207L206 114ZM205 116V117H206ZM214 116V118H215V115H213ZM219 116V115H218ZM218 116H216V117H218ZM222 116H224V115H222ZM238 116V115H237ZM258 116V115H257ZM25 119H24V118ZM50 117V116H49ZM76 117V118H77ZM97 117V116H96ZM109 117H110V114H109ZM116 117V116H115ZM118 117H119V115H118ZM128 117V118H129ZM167 117V116H166ZM165 117V118H166ZM204 117V116H203ZM259 117V116H258ZM17 118V117H16ZM19 118V117H18ZM51 118V117H50ZM49 118V119H50ZM53 118V119H54ZM102 118H106L105 116L104 117H102ZM134 118V117H133ZM155 118V116L152 118L153 119V121L155 120L154 119ZM172 118V117H171ZM174 118V117H173ZM177 118V117H176ZM180 118V117H179ZM183 118H185V117H182L181 119H183ZM187 118V117H186ZM190 118V117H189ZM194 117L192 116V119H193ZM213 118V119H214ZM222 118V117H221ZM62 119V118H61ZM60 119V120H61ZM77 119H79V118H77ZM119 119V118H118ZM117 119V120H118ZM123 119H124V117H123ZM129 119H132V118H129ZM168 119V118H167ZM191 119V120H192ZM206 119V118H205ZM208 119V118H207ZM212 118H210V120H211ZM233 119V118H232ZM242 119V118H241ZM248 119V118H247ZM252 119H254V118H252ZM16 120V121H17ZM44 120H46V119H44ZM51 120V119H50ZM69 120V119H68ZM71 120V119H70ZM87 120V119H86ZM92 121L93 120H95V118L94 119H91ZM99 120H100V118H99ZM104 121H105V119H103ZM111 120V119H110ZM109 120V121H110ZM114 120H115V118H114ZM116 120V121H117ZM127 120V119H126ZM136 120V119H135ZM145 120V119H144ZM143 120V121H144ZM160 120V119H159ZM166 120V119H165ZM194 120V119H193ZM196 120V119H195ZM217 120V122H219L218 121V119H216ZM80 121H81V119H80ZM83 121V120H82ZM81 121V122H82ZM84 121H85V119H84ZM101 121V120H100ZM100 121H98V122H100ZM106 121H108V120H106ZM119 121V120H118ZM121 121V120H120ZM124 121V120H123ZM129 121V120H128ZM127 121V122H128ZM133 121H134V119H133ZM140 121H141V119H140ZM168 121H170V120H168ZM178 121V120H177ZM198 121V120H197ZM196 121V122H197ZM222 121V120H221ZM225 121H227V120H225ZM242 121V120H241ZM68 122H70V121H68ZM85 122H87V121H85ZM95 122V121H94ZM112 122V121H111ZM146 122V121H145ZM149 122V121H148ZM158 123L160 122V121H157ZM162 122V121H161ZM181 122H182V120H181ZM180 122V123H181ZM184 122V121H183ZM186 122V121H185ZM195 122V121H194ZM195 122V123H196ZM198 122H202V121H198ZM204 122H206V121H204ZM215 122V121H214ZM230 122V121H229ZM262 122V121H261ZM264 122V121H263ZM51 123H53L54 124V122H51ZM55 123H57V125H59V123L58 122H55ZM62 123V122H61ZM72 123V122H71ZM75 123V122H74ZM88 123H91L90 122V120H89V122ZM101 123H103V122H101ZM107 123V122H106ZM109 123V122H108ZM124 122H122L121 124H123ZM173 123V122H172ZM171 123V124H172ZM203 123V122H202ZM208 123V122H207ZM211 123V122H210ZM220 123V122H219ZM242 123H243V121H242ZM65 124V125H64ZM64 124L62 125V126H66V121L64 122ZM73 124V123H72ZM83 124V123H82ZM85 124V123H84ZM95 124V123H94ZM93 124V126H95ZM116 124V123H115ZM114 124V125H115ZM131 125H132V122L130 123ZM149 124V123H148ZM152 124V123H151ZM156 124V123H155ZM165 124H168V123H165ZM188 124V123H187ZM193 124V123H192ZM216 124V123H215ZM225 124V123H224ZM42 125V124H41ZM56 125V126H57ZM86 125V124H85ZM106 125V124H105ZM110 125V124H109ZM125 125V124H124ZM134 125H136V124H134ZM140 125V124H139ZM174 125V124H173ZM198 125V124H197ZM196 125V126H197ZM206 125V124H205ZM218 123H217V127H218ZM241 124H239V126H240ZM242 125H244V124H242ZM241 125V126H242ZM251 125H253V124H251ZM258 125V124H257ZM1 126V125H0ZM40 126V125H39ZM47 126V125H46ZM52 126H54V125H52ZM62 126H61V128H62ZM68 126V125H67ZM76 126V125H75ZM79 126V125H78ZM78 126H77V128H78ZM87 126V125H86ZM98 126V125H97ZM101 126H104V125H101ZM112 126V125H111ZM147 126V125H146ZM162 126V125H161ZM160 126V127H161ZM169 126V125H168ZM168 126L167 127H164V129L165 128H168ZM176 126V125H175ZM182 126H183V123H182ZM194 126V125H193ZM215 126V125H214ZM213 126V127H214ZM222 126V125H221ZM236 126V125H235ZM240 126V127H241ZM256 126V125H255ZM51 127V126H50ZM70 127V126H69ZM68 127V128H69ZM88 127V126H87ZM144 127V126H143ZM181 127V126H180ZM179 127V128H180ZM188 127V126H187ZM187 127H185V129L187 128ZM199 127V126H198ZM205 127V126H204ZM216 127V128H217ZM229 126H227L226 128H228ZM246 127V126H245ZM257 127V126H256ZM4 128V127H3ZM44 128H45V126H44ZM52 128V127H51ZM75 128V127H74ZM74 128H73V131H74ZM79 128H81V126L79 127ZM89 128V127H88ZM87 128V129H88ZM99 128V127H98ZM105 128V127H104ZM119 128H121V126L119 127ZM122 128H123V125H122ZM128 128H129V126H128ZM201 128H202V126H201ZM210 128H212V126L210 127ZM215 128V129H216ZM219 128V127H218ZM217 128V129H218ZM225 128V129H226ZM244 128V127H243ZM246 128H248V127H246ZM253 128V127H252ZM251 128V129H252ZM57 129V128H56ZM56 129L54 128V130L56 131ZM60 129V128H59ZM83 129V128H82ZM117 129V128H116ZM124 129H125V127H124ZM138 129V128H137ZM141 129V128H140ZM162 129H163V127H162ZM163 129V130H164ZM178 129V128H177ZM185 129H184V131H185ZM190 129V128H189ZM204 129V128H203ZM236 129V128H235ZM239 130H240V128H238ZM253 129H256L255 127L253 128ZM252 129V130H253ZM53 129H52V131H54ZM68 130H70V129H68ZM78 129H76V131H77ZM86 130V129H85ZM127 130V129H126ZM130 130V129H129ZM195 130V129H194ZM197 130H199V129H197ZM206 130V129H205ZM212 130V129H211ZM228 130H230V129H228ZM243 130V129H242ZM241 130V131H242ZM245 130V129H244ZM264 130V129H263ZM58 131V130H57ZM61 131V130H60ZM71 131V130H70ZM75 131V132H76ZM98 131H100L99 129H98ZM101 131H103V128H102V130ZM106 131V130H105ZM109 131V130H108ZM108 131H106V132H108ZM111 131H113V130H111ZM120 131V130H119ZM125 131V130H124ZM131 131V130H130ZM133 131H135V128L133 129ZM146 131V130H145ZM147 131H148V129H147ZM165 131V130H164ZM167 131V130H166ZM171 131H172V129H171ZM175 131V130H174ZM193 131V130H192ZM201 131V130H200ZM217 131V130H216ZM236 131V133H237V129L235 130ZM248 131V130H247ZM74 132V133H75ZM81 132V131H80ZM83 132V131H82ZM87 132V131H86ZM90 132H92V131H90ZM115 132H117V131H115ZM126 132V131H125ZM129 132V131H128ZM127 132V133H128ZM149 132V131H148ZM155 132V131H154ZM159 132V131H158ZM160 132H163V131H161L160 130ZM186 132V131H185ZM233 132V131H232ZM240 132V131H239ZM245 132V131H244ZM254 132V131H253ZM60 133V132H59ZM63 133V132H62ZM65 133H66V131H65ZM70 133V132H69ZM89 133V132H88ZM95 133H97V132H95ZM103 133H104V131H103ZM110 133V132H109ZM131 133H132V131H131ZM139 133H140V131H139ZM172 133V132H171ZM199 133V132H198ZM197 133V134H198ZM201 133V132H200ZM213 133H216L215 131L213 132ZM241 133V132H240ZM61 134V133H60ZM67 134V133H66ZM94 134V133H93ZM92 134V135H93ZM108 134V133H107ZM116 134V133H115ZM114 134V135H115ZM151 134V133H150ZM174 134V133H173ZM176 134V133H175ZM174 134V136H176ZM180 134H181V132H180ZM179 133H178V135H180ZM182 134H184V133H182ZM189 134V133H188ZM206 135L208 134V133H205ZM222 134V133H221ZM231 134V133H230ZM239 134V133H238ZM245 134V133H244ZM243 134V135H244ZM252 134H254V133H252ZM33 135V136H32ZM72 135V134H71ZM78 135V134H77ZM110 135V134H109ZM108 135V136H109ZM113 135V134H112ZM122 135V134H121ZM126 135V134H125ZM154 135V134H153ZM158 135H160V134H158ZM157 135V136H158ZM194 134L192 133V135H190L192 138L194 137L193 136ZM202 136H204L203 134H201ZM200 135V136H201ZM224 135H227L226 134V132H225V134ZM64 136V135H63ZM104 136V135H103ZM107 136V137H108ZM142 136V135H141ZM145 136H147V135H144V139H145ZM167 136V135H166ZM171 136V135H170ZM174 136H173V138H174ZM200 136H198V137H200ZM211 136V135H210ZM219 136V135H218ZM223 136V135H222ZM239 136V135H238ZM263 136V135H262ZM69 137H71V136H69ZM75 137V136H74ZM78 137V138H79ZM105 137V136H104ZM117 137H119V136H117ZM123 137V136H122ZM129 137V136H128ZM130 137H131V134H130ZM150 137V136H149ZM186 137V136H185ZM184 137V138H185ZM197 137V136H196ZM195 137V138H196ZM212 137V136H211ZM215 137V136H214ZM229 137V136H228ZM231 137H232V134H231ZM241 137V136H240ZM248 137V136H247ZM258 137V136H257ZM18 138V137H17ZM73 138V137H72ZM110 138V137H109ZM114 138V137H113ZM113 138H112V140H113ZM125 138V137H124ZM136 138H138V137H136ZM140 138V137H139ZM154 138H156V137H154ZM158 138H160V137H158ZM182 138V137H181ZM187 138V137H186ZM190 138V137H189ZM206 138H207V136H206ZM213 138V137H212ZM233 138V137H232ZM246 138V137H245ZM263 138H264V136H263ZM93 139H94V137H93ZM117 139V138H116ZM115 139V140H116ZM119 139H121V138H119ZM148 139V138H147ZM150 139V138H149ZM151 139H152V137H151ZM150 139V140H151ZM161 139V138H160ZM162 139H163V137H162ZM176 139V138H175ZM194 139V138H193ZM192 139V140H193ZM210 139V138H209ZM209 139H208V141H209ZM224 139V138H223ZM223 139H222V141H223ZM235 139V138H234ZM72 140V139H71ZM78 140V139H77ZM76 140V141H77ZM102 140V138L100 139V141ZM106 140V138H104V140L103 141H105ZM132 139H130V141H131ZM136 140V139H135ZM139 140V139H138ZM141 140H142V138H141ZM154 140V139H153ZM155 140H158V139H155ZM164 140V139H163ZM170 140V139H169ZM184 140V139H183ZM189 140V139H188ZM201 140V139H200ZM199 140V141H200ZM205 140V139H204ZM237 140H238V138H237ZM239 140H240V138H239ZM259 140V139H258ZM74 141H75V139H74ZM95 141V140H94ZM97 141V140H96ZM100 141L98 142V143H100ZM107 141H108V139H107ZM122 141V140H121ZM129 141V140H128ZM129 141V142H130ZM148 141V140H147ZM161 141V140H160ZM165 141H166V139H165ZM179 141V140H178ZM185 142H186V140H184ZM190 141V140H189ZM198 141V142H199ZM219 141H221V140H219ZM219 141H217V142H219ZM233 141V140H232ZM232 141L230 142V143H232ZM245 141V140H244ZM255 141V140H254ZM106 142V141H105ZM119 142V141H118ZM129 142L127 143V144H129ZM138 142H140V141H138ZM143 142H144V140H143ZM145 142H146V140H145ZM144 142V143H145ZM158 142V141H157ZM164 142V141H163ZM163 142H162V145H164L163 144ZM175 142V141H174ZM195 142H197V141H195ZM195 142L193 143V144H195ZM197 142V143H198ZM201 142V141H200ZM199 142V143H200ZM235 142V141H234ZM239 142V141H238ZM242 142V141H241ZM246 142H249V141H246ZM256 142V141H255ZM260 142H262V141H260ZM85 143L87 144V145H89L87 148L84 146L85 145ZM103 143V142H102ZM124 143V142H123ZM122 143V144H123ZM131 143V142H130ZM134 143V141L132 142V144ZM141 143H142V141H141ZM150 143V142H149ZM152 143V142H151ZM153 143H155V142H153ZM170 143H171V141H170ZM183 143V142H182ZM191 143V142H190ZM198 143V144H199ZM226 143V142H225ZM237 143V142H236ZM253 143V142H252ZM95 144H97V142L95 143ZM110 144V143H109ZM115 144H117V143H115ZM136 144H138V143H136ZM136 144H133V145H136ZM158 144V143H157ZM202 144V143H201ZM200 144V145H201ZM219 144H221L220 142H219ZM107 145H108V143H107ZM139 145V144H138ZM141 145H143V144H140V146ZM152 145V144H151ZM160 145V144H159ZM158 145V146H159ZM168 145V144H167ZM173 145V144H172ZM177 145H178V143H177ZM180 145H181V143H180ZM188 145V144H187ZM192 145V144H191ZM190 145V146H191ZM197 145V144H196ZM210 145H212V144H210ZM214 145V144H213ZM217 145V143H215V146ZM222 145V144H221ZM224 145V144H223ZM246 145V144H245ZM254 145V144H253ZM260 145V144H259ZM115 146V145H114ZM113 146V147H114ZM118 145H116V147H117ZM127 146V145H126ZM129 146H130V144H129ZM137 146V145H136ZM153 146V145H152ZM175 146V145H174ZM173 146V147H174ZM179 146V145H178ZM178 146H175L176 148L178 147ZM183 146V145H182ZM219 147H220V145H218ZM228 146V145H227ZM251 146H252V144H251ZM258 146V145H257ZM264 146V145H263ZM85 147V148H84ZM93 147V148H92ZM124 147V146H123ZM147 147H148V145H147ZM184 147V146H183ZM187 147H189V146H187ZM203 147H206V146H204L203 145ZM211 147V146H210ZM225 147V146H224ZM230 147V146H229ZM233 147H235V145H233ZM237 147V146H236ZM239 147V146H238ZM105 148V147H104ZM103 148V149H104ZM120 148V147H119ZM125 148V147H124ZM128 148H130V147H128ZM128 148H125V149H128ZM140 148V147H139ZM149 148V147H148ZM159 148V147H158ZM169 148V147H168ZM182 148V147H181ZM181 148H178V149H181ZM185 148V147H184ZM191 148V147H190ZM202 148V147H201ZM208 148V147H207ZM215 148V147H214ZM255 148H258V147H255ZM262 148V147H261ZM122 149V148H121ZM132 149H134V148H132ZM132 149H130V150H132ZM143 149H145V148H143ZM175 149V148H174ZM198 149V148H197ZM232 148H230L229 149V151L231 150ZM235 149H237V148H235ZM260 149V148H259ZM117 150V149H116ZM116 150H114V152L116 151ZM137 150V149H136ZM135 150V152H137ZM142 150V149H141ZM151 150V149H150ZM162 150V149H161ZM163 150H165V149H163ZM185 150V149H184ZM200 150V149H199ZM202 150V149H201ZM201 150H200V152H201ZM204 150V149H203ZM216 150V149H215ZM220 150V149H219ZM243 150V149H242ZM254 150V149H253ZM252 150V151H253ZM264 150V149H263ZM7 151V150H6ZM124 151V150H123ZM132 151H134V150H132ZM143 151V150H142ZM172 151H173V149H172ZM212 151H214V150H212ZM218 151V150H217ZM221 151H223V149L221 150ZM257 151V149H255V152ZM121 152V151H120ZM145 151H143L142 152V155H143V153H144ZM150 152V151H149ZM157 152V151H156ZM159 152V151H158ZM164 152V151H163ZM163 152H161V153H163ZM166 152H168V151H166ZM165 152V153H166ZM182 152V151H181ZM199 152V151H198ZM205 152H206V150H205ZM244 152V151H243ZM242 152V153H243ZM116 153V152H115ZM119 153V152H118ZM153 153H155V152H153ZM175 153V152H174ZM177 153V152H176ZM175 153V154H176ZM184 153V152H183ZM186 154H192V155H194V153L193 152H191V153H187V152H185ZM219 153V152H218ZM218 153H216L218 156H220V154H218ZM222 153H225V152H222ZM227 153V152H226ZM232 153H234V151L232 152ZM232 153H231V155H232ZM260 153H262V151L260 152ZM117 154V153H116ZM141 154V153H140ZM167 154V153H166ZM165 154V155H166ZM178 154V153H177ZM215 154V155H216ZM229 154V153H228ZM264 154V153H263ZM132 155V154H131ZM145 155V154H144ZM151 155H152V153H151ZM154 155V154H153ZM185 155V154H184ZM191 155V156H192ZM195 155H197V152L195 153ZM216 155V156H217ZM222 155V154H221ZM224 155V154H223ZM227 155V154H226ZM235 154H233V156H234ZM242 155V154H241ZM244 155V154H243ZM251 155V154H250ZM11 156V157H10ZM120 156V155H119ZM129 156V155H128ZM133 156V155H132ZM141 156V155H140ZM154 156H156V155H154ZM163 156V155H162ZM172 156V155H171ZM175 156V155H174ZM186 156V155H185ZM197 156H199V155H197ZM197 156H195V158L197 157ZM204 156V155H203ZM213 156H214V154H213ZM230 156V154L228 155V157ZM239 156V155H238ZM246 156V155H245ZM245 156H242L243 157V159H246V158H244ZM117 157V156H116ZM123 157V156H122ZM138 157V156H137ZM143 156H141V158H142ZM150 157V156H149ZM157 157V156H156ZM169 157V156H168ZM206 157V156H205ZM249 157V156H248ZM11 158H13V159H11ZM146 158V157H145ZM144 158V159H145ZM148 158V157H147ZM146 158V159H147ZM153 158V157H152ZM176 158V157H175ZM222 158V157H221ZM255 158H257L256 157V155H255ZM254 158V160H256ZM160 159V158H159ZM183 159H185V158H183ZM194 159V158H193ZM205 159V158H204ZM214 159V158H213ZM224 159V158H223ZM240 159H241V157H240ZM243 159H241V161L243 160ZM248 159V158H247ZM250 159V158H249ZM248 159V160H249ZM258 159V158H257ZM260 159V158H259ZM258 159V160H259ZM262 159H264V158H262ZM109 160V159H108ZM121 160V159H120ZM132 160H134V159H132ZM148 160V159H147ZM153 160H154V158H153ZM164 160V159H163ZM166 160V159H165ZM164 160V161H165ZM177 160H178V156H177ZM180 160H181V158H180ZM219 160H220V158H219ZM239 160V159H238ZM252 160V159H251ZM254 160H253V162H254ZM162 161V160H161ZM184 160H182V162H183ZM211 161V160H210ZM216 161V160H215ZM228 161V160H227ZM240 161V160H239ZM245 161V160H244ZM262 161V160H261ZM264 161V160H263ZM112 162H113V160H112ZM130 162H131V160H130ZM129 162V163H130ZM139 162V161H138ZM145 162V161H144ZM153 162V161H152ZM156 162V161H155ZM158 162V161H157ZM170 162V161H169ZM174 162V161H173ZM181 162V161H180ZM207 162V161H206ZM219 162V161H218ZM249 162H251V161H249ZM257 162V161H256ZM116 163V162H115ZM134 163H135V161H134ZM148 163H149V161H148ZM154 163V162H153ZM152 163V164H153ZM179 163V162H178ZM194 163H195V161H194ZM200 163H201V160H200ZM232 163L233 162H231V165H232ZM258 163V162H257ZM156 164V163H155ZM158 164H160V163H158ZM162 164V163H161ZM207 164V163H206ZM211 164H213V163H211ZM234 164H236V163H234ZM256 164V163H255ZM260 164V163H259ZM1 165V164H0ZM4 165H5V163H4ZM99 165V166H98ZM106 165V164H105ZM111 165V164H110ZM130 165V164H129ZM133 165V164H132ZM151 165V164H150ZM163 165V164H162ZM169 165V164H168ZM174 165H177V163L176 164H174ZM173 164H172V167L174 166ZM182 165V164H181ZM183 165H187V164H183ZM258 165V164H257ZM106 166H108V165H106ZM143 166H147L146 164L145 165H143ZM160 166V165H159ZM179 166V165H178ZM177 166V167H178ZM251 166V165H250ZM249 166V167H250ZM256 166V165H255ZM112 167H113V165L112 166H110V168H108L107 170H106V173H105V176H104V178H106V180L108 179V180H110L111 179V177L112 176H114V173H116V172H114L113 171V169H112ZM129 167V166H128ZM132 167V166H131ZM136 167H138V164H136ZM152 167V166H151ZM161 167V166H160ZM180 167V166H179ZM199 167H201V166H199ZM208 167V166H207ZM227 167H229V166H227ZM256 167H258V166H256ZM102 168V167H101ZM104 168V167H103ZM149 168V167H148ZM154 168H156V167H154ZM169 168V167H168ZM167 168V169H168ZM226 168V167H225ZM251 168V167H250ZM106 169V168H105ZM123 169V168H122ZM134 169V168H133ZM144 169V168H143ZM151 169H153V168H151ZM160 169V168H159ZM162 169H164V167L162 168ZM171 169V168H170ZM170 169H168V170H170ZM173 169V168H172ZM175 169V168H174ZM177 169V168H176ZM188 169V168H187ZM203 169H205V168H203ZM202 169V170H203ZM248 169V168H247ZM246 169V170H247ZM125 170V169H124ZM139 170V169H138ZM165 170V169H164ZM164 170H162V172L164 171ZM183 170H184V167H183ZM182 170V171H183ZM196 170H197V168H196ZM225 170V169H224ZM134 171H135V169H134ZM158 171V170H157ZM181 171V172H182ZM185 171V170H184ZM191 171V170H190ZM248 171V170H247ZM119 172V171H118ZM117 172V173H118ZM132 172H133V170H132ZM151 172H153V171H151ZM150 172V170H149V175H151L149 178H147L148 180H147V183L145 184V186H143L142 188H143V191L145 190L146 192V195L144 196V197H146V198H148V200L150 199V200H152V198H153V196L155 197V195H156V193L160 190V189H163L164 191L165 190H168L167 192L168 193H170V191L172 190V189H175V188H178L177 186V182L176 183H172L173 185H175V187L173 186V187H171V183H170V180H169V178H168V176L165 174V173H162L161 175H160V177H158V175L155 173H151ZM166 172V171H165ZM170 172H171V170H170ZM177 172V171H176ZM179 172V171H178ZM189 172V171H188ZM211 172V171H210ZM227 172V171H226ZM253 172H254V170H253ZM123 173V172H122ZM134 173V172H133ZM151 173V174H150ZM185 173V172H184ZM192 173V172H191ZM190 173V174H191ZM212 173V172H211ZM258 173V172H257ZM128 174V173H127ZM160 174V173H159ZM202 174V173H201ZM205 174V173H204ZM1 175V174H0ZM101 175V176H100ZM130 175H132V174H130ZM135 175V174H134ZM137 175V174H136ZM169 175V174H168ZM183 175V174H182ZM207 175V174H206ZM214 175V174H213ZM249 175H251L250 173H249ZM259 175V174H258ZM6 176H8V175H6ZM124 176V175H123ZM122 176V177H123ZM138 176V175H137ZM147 176V175H146ZM177 176V175H176ZM184 176V175H183ZM188 176V175H187ZM215 176H216V174H215ZM252 176V175H251ZM0 177H2V176H0ZM127 177V176H126ZM182 177V176H181ZM212 177V176H211ZM210 177V178H211ZM256 177V176H255ZM259 177V176H258ZM9 178V177H8ZM50 178L52 179V181L50 182L49 180H50ZM75 179V181L73 182L72 181V179ZM127 178H129V177H127ZM139 178V177H138ZM176 178V177H175ZM178 178H179V176H178ZM190 178V177H189ZM212 178H214V177H212ZM221 178V177H220ZM250 178V177H249ZM260 178V177H259ZM130 179V178H129ZM145 179V178H144ZM177 179V178H176ZM181 179V178H180ZM196 178H194V180H195ZM208 180H209V178H207ZM206 179V180H207ZM216 179V178H215ZM222 179V178H221ZM225 179V178H224ZM256 179V178H255ZM258 179V178H257ZM261 179V178H260ZM2 180V179H1ZM13 180H15L14 178H13ZM136 180V179H135ZM138 180V179H137ZM179 180V179H178ZM184 180V179H183ZM213 180V179H212ZM211 180V181H212ZM243 180V179H242ZM245 180V179H244ZM247 180H248V178H247ZM4 182H5V179L3 180ZM12 181V180H11ZM10 181V182H11ZM49 181V182H48ZM61 181V182H60ZM72 181V182H71ZM105 181V180H104ZM125 181H126V179H125ZM132 181V180H131ZM140 181V180H139ZM175 181H177V180H175ZM210 181V180H209ZM214 181V180H213ZM223 181V180H222ZM226 181H227V179H226ZM237 181V180H236ZM254 181V180H253ZM133 182V181H132ZM142 182H143V180H142ZM146 182V181H145ZM207 182V181H206ZM255 182V181H254ZM253 182V183H254ZM28 183H31L29 186H27V184ZM178 183H180V182H178ZM183 183V182H182ZM195 183V182H194ZM223 183V182H222ZM221 183V184H222ZM250 183V182H249ZM258 183V182H257ZM261 183V182H260ZM115 184V183H114ZM132 184V183H131ZM144 184V183H143ZM181 184V183H180ZM189 184H192V183H189ZM208 184V183H207ZM237 184V183H236ZM255 184V183H254ZM264 184V183H263ZM5 185V184H4ZM137 185V184H136ZM182 185V184H181ZM187 185V184H186ZM240 185V184H239ZM244 185V184H243ZM249 185V184H248ZM258 185V184H257ZM256 185V186H257ZM140 186H142V185H140ZM188 186V185H187ZM186 186V187H187ZM222 186V185H221ZM220 186V187H221ZM233 186V185H232ZM232 186H231V188H232ZM245 186V185H244ZM67 187V188H66ZM117 187V186H116ZM135 187V186H134ZM213 187H214V185H213ZM227 187V186H226ZM239 187H241V186H239ZM132 188V187H131ZM157 188H159V190L157 189ZM180 188V187H179ZM210 188V187H209ZM235 188V187H234ZM252 188V187H251ZM71 189V192H68L69 190ZM158 191H157V190ZM188 189V188H187ZM191 189V188H190ZM189 189V190H190ZM211 189V188H210ZM230 189V188H229ZM244 189V188H243ZM250 189V188H249ZM254 189H256L255 188V186H254ZM263 189V188H262ZM262 189H260V190H262ZM106 190V189H105ZM118 190V189H117ZM123 190V189H122ZM129 190H130V188H129ZM134 190V189H133ZM132 190V191H133ZM182 190V189H181ZM233 190V189H232ZM237 190V189H236ZM238 190H239V188H238ZM237 190V191H238ZM154 191H157V192H154ZM178 191V190H177ZM228 191V190H227ZM241 191H242V187H241ZM249 191V190H248ZM259 191V190H258ZM126 192H127V190H126ZM129 192H131V190L129 191ZM138 192V191H137ZM167 192H164L165 194L167 193ZM210 192V191H209ZM236 192V191H235ZM105 193V192H104ZM118 193V192H117ZM142 193V192H141ZM158 193H160V192H158ZM162 193H163V191H162ZM163 193V194H164ZM176 193V192H175ZM181 193V192H180ZM232 193V192H231ZM100 194V193H99ZM110 194V193H109ZM119 194V193H118ZM129 194V193H128ZM144 194V193H143ZM174 194V193H173ZM177 194H178V192H177ZM237 194V193H236ZM264 194V193H263ZM262 194V195H263ZM124 195V194H123ZM123 195L121 196V197H123ZM132 195V194H131ZM180 195V194H179ZM182 195V194H181ZM186 195V194H185ZM249 195V194H248ZM248 195H247V197H248ZM253 195V194H252ZM136 194L135 193H133V196H131V197H135L136 198ZM171 196V195H170ZM174 196V195H173ZM241 196V195H240ZM244 196V195H243ZM259 196H261V195H259ZM117 197V196H116ZM138 197V196H137ZM164 197V196H163ZM166 197V196H165ZM185 197V196H184ZM239 197V196H238ZM256 197H257V195H256ZM256 197H255V199H256ZM10 198V199H9ZM115 198V197H114ZM120 198V197H119ZM146 198H144L145 199V201L147 200ZM156 198V197H155ZM177 198H179V197H177ZM228 198H229V196H228ZM231 198V197H230ZM257 198H259V197H257ZM116 199V198H115ZM122 199V198H121ZM124 199V198H123ZM158 199V198H157ZM164 200L166 199L167 200V198H163ZM170 199H171V197H170ZM170 199H168V200H170ZM180 199H183V198H180ZM6 200V201H7ZM108 200H109V198H108ZM134 200V199H133ZM138 200V199H137ZM147 200V201H148ZM150 200H149V202H150ZM160 200H162L161 198H160ZM159 200V201H160ZM179 200V199H178ZM229 200V199H228ZM237 200V199H236ZM235 200V201H236ZM244 200H245V198H244ZM252 200V199H251ZM258 200H260V199H258ZM262 200H263V197H262ZM105 201V200H104ZM111 201V200H110ZM115 201V200H114ZM139 201H141V199L139 200ZM172 201V200H171ZM218 201V200H217ZM241 201V200H240ZM246 201V200H245ZM112 202H113V200H112ZM125 202V201H124ZM130 202V201H129ZM131 202H132V200H131ZM144 202V201H143ZM143 202H141L142 204H143ZM152 202H154V201H152ZM169 202V201H168ZM177 202V201H176ZM239 202V201H238ZM238 202H236V203H238ZM255 202V200L253 201V203ZM260 202V201H259ZM107 203V202H106ZM115 203V202H114ZM151 203V202H150ZM155 203V202H154ZM157 203V202H156ZM155 203V204H156ZM175 203V202H174ZM181 203V202H180ZM194 203V202H193ZM231 204H232V201L230 202ZM242 203V202H241ZM240 203V204H241ZM247 203V202H246ZM249 203V202H248ZM256 203V202H255ZM262 203H264V201L262 202ZM1 204V205H2ZM149 204V203H148ZM171 204H172V202H171ZM197 204H198V202H197ZM223 204V203H222ZM240 204H239V206H240ZM257 204V203H256ZM261 204V203H260ZM128 205V204H127ZM157 205V204H156ZM162 204L160 203V205L159 206H161ZM168 205V204H167ZM173 205V204H172ZM172 205H170V206H172ZM185 205H187V204H185ZM201 205V204H200ZM220 205V204H219ZM235 205V204H234ZM244 205V204H243ZM249 205H250V203H249ZM122 206H123V208H120V209H126L125 208V205H124V203H122ZM130 206V205H129ZM145 206H146V204H145ZM237 205H235V208H237L236 207ZM238 206V207H239ZM242 206V205H241ZM241 206L239 207L240 209H241ZM247 206V205H246ZM259 206V205H258ZM107 207L108 208H110L111 207V204L110 203H108L107 204ZM106 207V208H107ZM115 207V206H114ZM134 207H135V205H134ZM140 207V206H139ZM138 207V208H139ZM144 207V206H143ZM150 207V206H149ZM148 207V208H149ZM175 207V206H174ZM173 207V208H174ZM181 207V206H180ZM184 207V206H183ZM251 207H252V204H251ZM255 207V206H254ZM73 208H75V209H79L78 211H82L84 214H85V216L83 217V216H81L82 218L80 219V223H78L80 226H81V229H83V230H81L80 229V227L78 228V230H77V228H76V230L75 229H71V227H72V225H73V223L75 222L74 220L75 219H77V218H75L74 219V217L76 216L73 212H72V210H73ZM113 208V207H112ZM111 208V209H112ZM136 208H137V206H136ZM135 208V209H136ZM163 208V207H162ZM172 208V207H171ZM172 208V209H173ZM199 208V207H198ZM218 208V207H217ZM224 208V207H223ZM223 208H222V210H223ZM259 208V207H258ZM257 208V209H258ZM262 208H263V206H262ZM142 209V208H141ZM147 209V208H146ZM156 209V208H155ZM170 208H168V210H169ZM177 209H178V207H177ZM182 209V208H181ZM180 209V210H181ZM189 209V208H188ZM211 209H213V208H211ZM260 209V208H259ZM258 209V210H259ZM116 210H118V209H116ZM137 210V209H136ZM140 210V209H139ZM150 210V209H149ZM149 210H147V211H149ZM165 210V209H164ZM176 210V209H175ZM199 210V209H198ZM206 210H207V208H206ZM236 210V209H235ZM250 210V209H249ZM109 211V210H108ZM128 211H129V213H130V215L131 216H133V214H132V212L129 210V208H128ZM142 211V210H141ZM140 211V212H141ZM155 211H157V210H155ZM221 211V210H220ZM224 211V210H223ZM244 211V210H243ZM255 211V210H254ZM262 211H264V209L262 210ZM77 212V211H76ZM105 212V211H104ZM121 212V211H120ZM126 212V211H125ZM135 212V211H134ZM137 212V211H136ZM143 212H144V210H143ZM145 212H146V210H145ZM150 212V211H149ZM161 212V211H160ZM165 212V211H164ZM167 213H168V211H166ZM176 212V211H175ZM174 212V213H175ZM183 212H185L184 210H183ZM188 212V211H187ZM208 212V211H207ZM232 212H234V214H235V212L236 211H234V210H232ZM238 212V211H237ZM236 212V213H237ZM251 212V211H250ZM110 213V212H109ZM122 213V212H121ZM158 212H156V214H157ZM162 213H163V211H162ZM170 213V212H169ZM172 213V212H171ZM177 213H178V211H177ZM199 213H200V211H199ZM203 213H205V212H203ZM211 213H213V212H211ZM215 213H216V211H215ZM218 213V212H217ZM216 213V214H217ZM249 213V212H248ZM258 213V212H257ZM136 214V213H135ZM139 214V213H138ZM154 214V213H153ZM161 214V213H160ZM165 214V213H164ZM185 214H186V212H185ZM231 214V213H230ZM242 214V213H241ZM243 214H244V212H243ZM242 214V215H243ZM110 215H112V214H110ZM145 215V214H144ZM146 215H148V214H146ZM145 215V216H146ZM165 215H167V214H165ZM173 215V214H172ZM197 215H198V213H197ZM211 215V214H210ZM209 215V216H210ZM233 215V214H232ZM253 215V214H252ZM251 215V216H252ZM74 216V217H73ZM80 216V215H79ZM78 216V217H79ZM141 216V215H140ZM143 216V215H142ZM155 216V215H154ZM153 216V217H154ZM160 216V215H159ZM168 216V215H167ZM174 216V215H173ZM173 216H171V218H173ZM194 216V215H193ZM200 216V215H199ZM198 216V217H199ZM202 216V215H201ZM231 216V215H230ZM247 216H249V215H247ZM257 216V215H256ZM9 217V218H8ZM29 217H31V219H32V217H36V218H39V220H41L42 221V223H43V225H44V227H46L47 228V231H48V235H47V237H46V239L44 240V242H40V241H38V236L36 235V233L34 234V237H33V235H32V232H31V229H30V227H29V225L24 221V220H26V218H29ZM135 217V216H134ZM156 217V220H157V216H155ZM161 217H162V214H161ZM164 217V216H163ZM185 217H188V216H185ZM215 217V216H214ZM238 217H242V216H240V213H239V215H238ZM245 217V216H244ZM107 218V217H106ZM136 218V217H135ZM148 218V217H147ZM150 218V217H149ZM152 218V217H151ZM150 218V219H151ZM178 218H179V216H178ZM184 218V217H183ZM211 218V217H210ZM218 218H219V216H218ZM235 218H237L236 216H235ZM91 219H94V221H91ZM132 219V218H131ZM146 219V218H145ZM169 219V218H168ZM177 219V218H176ZM182 219V218H181ZM191 219V218H190ZM195 219V218H194ZM240 219H243V218H240ZM248 219H249V217H248ZM78 220V219H77ZM132 220H134V219H132ZM137 220V219H136ZM147 220V219H146ZM185 220V219H184ZM183 220V221H184ZM208 220V219H207ZM211 220V219H210ZM232 220V219H231ZM246 220V219H245ZM245 220H243V221H245ZM250 220V219H249ZM248 220V221H249ZM40 221V222H41ZM109 221V220H108ZM122 221V222H121ZM139 221V220H138ZM140 221H143L142 219L140 220ZM152 221V220H151ZM163 221V220H162ZM170 221V220H169ZM169 221H167V222H169ZM176 221V220H175ZM180 221V220H179ZM182 221V222H183ZM196 221H197V219H196ZM204 221V220H203ZM226 221V220H225ZM224 221V222H225ZM227 221H229L228 219H227ZM234 221H236V220H234ZM242 221V220H241ZM247 221V220H246ZM259 221V220H258ZM34 222V221H33ZM125 222H129V221H125ZM145 222V221H144ZM155 221H153V223H154ZM160 222V221H159ZM165 222V221H164ZM166 222V223H167ZM176 222H178V221H176ZM182 222H180L181 224H182ZM192 223L194 222L193 220L191 221ZM210 222V221H209ZM213 222V221H212ZM250 222H251V220H250ZM253 222V221H252ZM251 222V223H252ZM263 222V221H262ZM143 223V222H142ZM145 223H147V222H145ZM144 223V224H145ZM162 223V222H161ZM184 223V222H183ZM190 223V222H189ZM203 223H206V221L205 222H203ZM202 223V224H203ZM214 223V222H213ZM231 223V222H230ZM235 223H239V222H235ZM249 223V222H248ZM251 223H250V228H251ZM255 223V222H254ZM259 223V222H258ZM257 223V224H258ZM29 224H30V222H29ZM33 224V223H32ZM131 224H133L134 225V223H131ZM160 224V223H159ZM158 224V225H159ZM168 224V223H167ZM170 224V223H169ZM178 224V223H177ZM194 224H195V222H194ZM201 224V225H202ZM207 224V223H206ZM217 224V223H216ZM232 224V223H231ZM34 225V224H33ZM36 225V224H35ZM42 225V226H43ZM78 225V226H79ZM124 225H127V224H125L124 223ZM128 225H129V223H128ZM132 225V226H133ZM147 225V224H146ZM145 225V226H146ZM149 225H150V223H149ZM148 225V226H149ZM152 225V224H151ZM161 225V224H160ZM164 225V224H163ZM174 225V224H173ZM184 225V224H183ZM187 225V224H186ZM189 225V224H188ZM200 225V226H201ZM211 225H212V223H211ZM210 225V226H211ZM241 225V224H240ZM243 225V224H242ZM244 225H245V222H244ZM247 225V224H246ZM262 225V224H261ZM131 226V227H132ZM140 226H144V225H140ZM153 226V225H152ZM168 226V225H167ZM171 225H169V227H170ZM175 226V225H174ZM191 226H192V224H191ZM205 226V225H204ZM235 226H237V225H235ZM253 226V225H252ZM263 226H264V224H263ZM40 227H41V225H40ZM122 227V226H121ZM156 227V226H155ZM154 227V228H155ZM160 227V226H159ZM180 227V226H179ZM182 227V226H181ZM187 227V226H186ZM193 228H195L194 227V225L192 226ZM191 227V228H192ZM217 227V226H216ZM230 227V226H229ZM232 227H233V224H232ZM254 227V226H253ZM260 227V226H259ZM130 228V227H129ZM148 228V227H147ZM149 228H150V226H149ZM152 228V227H151ZM161 228V227H160ZM164 228H165V226H164ZM197 228V227H196ZM202 228V227H201ZM201 228H200V230H201ZM219 228V227H218ZM255 228V227H254ZM167 229V228H166ZM186 229V228H185ZM213 230H214V228H212ZM216 229V228H215ZM223 229V228H222ZM226 229H228V228H226ZM257 229H259L258 228V226H257ZM132 230V229H131ZM130 230V231H131ZM141 230H144L143 228L141 229ZM146 230V229H145ZM152 230V229H151ZM155 230H156V228H155ZM159 229H157V231H158ZM168 230H169V228H168ZM167 230V231H168ZM171 230V229H170ZM173 230V229H172ZM176 230V229H175ZM181 230H182V228H181ZM188 230V229H187ZM195 230H197V229H195ZM210 230V229H209ZM220 230V229H219ZM232 230H234V227H233V229ZM247 230H248V228H247ZM246 230V231H247ZM252 230V229H251ZM118 231V230H117ZM120 231V230H119ZM153 231V230H152ZM151 231V232H152ZM161 231H163L162 229H161ZM160 231V232H161ZM165 231V230H164ZM163 231V232H164ZM190 231V230H189ZM192 231V230H191ZM235 231H236V229H235ZM240 231V230H239ZM242 231V230H241ZM255 231V230H254ZM259 232V230H256V232ZM123 232H124V230H123ZM135 232H137V231H135ZM135 232H134V234H135ZM140 232V231H139ZM143 232V231H142ZM148 232V231H147ZM166 232V231H165ZM172 232V231H171ZM178 232V231H177ZM180 232V231H179ZM182 232H184V231H182ZM203 232V231H202ZM207 232V231H206ZM210 232H211V230H210ZM209 232V233H210ZM217 232V231H216ZM222 232H223V230H222ZM231 232V231H230ZM250 232V231H249ZM252 232H253V230H252ZM44 233V232H43ZM47 233V232H46ZM129 233V232H128ZM133 233V232H132ZM150 233V232H149ZM148 233V234H149ZM156 232H154V234H155ZM169 233V232H168ZM167 233V234H168ZM188 233V232H187ZM198 233V232H197ZM212 233V232H211ZM242 233H243V231H242ZM242 233H240L241 234V236H242ZM245 233V232H244ZM161 234V233H160ZM171 234V233H170ZM169 234V235H170ZM180 234V233H179ZM189 234H190V232H189ZM194 234V233H193ZM229 235H230V233H228ZM231 234H232V232H231ZM239 234V235H240ZM250 234V233H249ZM253 234V233H252ZM38 235H40V234H38ZM44 235V234H43ZM139 235V234H138ZM137 235V236H138ZM153 235V234H152ZM151 235V236H152ZM157 235V234H156ZM155 235V236H156ZM163 235V234H162ZM161 235V236H162ZM165 235V234H164ZM163 235V236H164ZM195 235V234H194ZM193 235V236H194ZM198 235V234H197ZM216 235H218V234H216ZM221 235V234H220ZM228 235V236H229ZM234 235V234H233ZM233 235H231L232 237H233ZM256 235V234H255ZM262 235H263V233H262ZM131 236H133V235H131ZM162 236V237H163ZM168 236V235H167ZM175 236V235H174ZM173 236V237H174ZM189 236V235H188ZM192 236V235H191ZM246 236V235H245ZM251 236V235H250ZM41 237V236H40ZM114 237V238H113ZM149 236L147 235V238H148ZM153 237H154V235H153ZM170 237V236H169ZM172 237V238H173ZM181 237H183V235L181 236ZM185 237V236H184ZM205 237V236H204ZM206 237H208L207 235H206ZM230 237V236H229ZM238 237V236H237ZM262 237H264V236H262ZM120 238V237H119ZM126 238V237H125ZM145 238V237H144ZM146 238V239H147ZM159 238V237H158ZM168 238V237H167ZM172 238H170V239H172ZM210 238V237H209ZM213 238H215V236H213ZM217 238V237H216ZM223 238H225V237H222V239ZM245 238V237H244ZM244 238H242V239H244ZM249 238V237H248ZM251 238V237H250ZM259 239H260V237H258ZM69 238H67L66 240H68ZM149 239V238H148ZM153 239V238H152ZM193 239H194V237H193ZM226 239H229V238H226ZM225 239V240H226ZM240 239V238H239ZM247 239V238H246ZM252 239V238H251ZM259 239H258V241H259ZM264 239V238H263ZM136 240H138V239H136ZM144 240V239H143ZM153 240H155V239H153ZM157 240V239H156ZM161 240V239H160ZM178 240V239H177ZM180 240V239H179ZM181 240H183V239H181ZM187 240V239H186ZM201 240V239H200ZM202 240H205V239H202ZM201 240V241H202ZM209 240V239H208ZM224 240V241H225ZM238 241V239H236L235 238V241ZM255 240V239H254ZM51 242V245H50V247L52 248V249H50V253H54V249H53V247L54 246H56V245H54L58 240H56V241H54V242ZM144 241H146V240H144ZM148 241V240H147ZM146 241V242H147ZM164 241H167L166 239H165V237H164V240L162 239V242H164ZM169 241L170 240H168V243H169ZM190 241V240H189ZM192 241V240H191ZM210 241V240H209ZM40 242V243H39ZM141 242V241H140ZM143 242V241H142ZM141 242V243H142ZM161 242V241H160ZM161 242V243H162ZM180 242H182V241H180ZM187 242V241H186ZM193 242V241H192ZM198 242H200V241H198ZM215 242H217V241H215ZM241 242H242V240H241ZM251 242V241H250ZM260 242V241H259ZM264 242V241H263ZM136 243V242H135ZM134 243V244H135ZM154 243H156V242H154ZM188 243V242H187ZM221 240H220V245H221ZM228 243V242H227ZM247 243V242H246ZM245 243V244H246ZM262 243V242H261ZM140 244V243H139ZM148 244V243H147ZM152 244H153V242H152ZM163 244V243H162ZM177 244H178V242H177ZM182 244H184V243H182ZM193 244H196V243H193ZM202 245H203V241H202V243H201ZM201 244H199V245H201ZM206 244V243H205ZM224 244V243H223ZM250 244V243H249ZM53 245V246H52ZM154 245V244H153ZM168 245H170V244H167L166 245V247H168ZM185 245V244H184ZM187 245V244H186ZM190 245V244H189ZM197 245V244H196ZM199 245H198V247H199ZM259 245V244H258ZM151 246V245H150ZM156 247H157V245H155ZM171 246V245H170ZM177 246V245H176ZM193 246H195V245H193ZM192 246V247H193ZM204 246H206V245H204ZM216 246V245H215ZM222 246V245H221ZM228 246V245H227ZM233 246V245H232ZM236 246H237V244H236ZM241 246V245H240ZM61 247V246H60ZM145 247V246H144ZM163 247V246H162ZM164 247H165V245H164ZM188 247V246H187ZM197 247V246H196ZM214 247V246H213ZM213 247H211L210 246V248H212L213 249ZM229 247V246H228ZM231 247V246H230ZM244 247V246H243ZM246 247H248V244L246 245ZM245 247V248H246ZM139 248V247H138ZM173 248H175V247H173ZM172 248V249H173ZM176 248H178V247H176ZM181 248H183V247H181ZM180 248V249H181ZM205 248V247H204ZM208 248H209V246H208ZM216 248V247H215ZM214 248V249H215ZM241 248V247H240ZM240 248H236V249H240ZM262 248H264V247H261L260 249H262ZM141 249V248H140ZM142 249H144L143 247H142ZM141 249V250H142ZM150 249V248H149ZM156 248H154V250H155ZM161 250H162V248H160ZM190 249H192V248H190ZM198 249V248H197ZM222 249V248H221ZM224 249V248H223ZM222 249V250H223ZM227 249V248H226ZM232 249H234V248H232ZM244 249V248H243ZM247 249V248H246ZM255 249V248H254ZM151 250V249H150ZM170 250V249H169ZM206 250V249H205ZM205 250H204V252H205ZM209 250V249H208ZM225 250V249H224ZM231 250V249H230ZM245 250V249H244ZM251 250H253V249H251ZM72 251H73V249H72ZM143 251V250H142ZM149 251V250H148ZM151 251H153V250H151ZM163 251V250H162ZM173 251V250H172ZM180 251H182V250H180ZM192 251V250H191ZM193 251H194V248H193ZM192 251V252H193ZM196 251V250H195ZM211 251V250H210ZM217 251V250H216ZM221 251V250H220ZM219 251V252H220ZM174 252V251H173ZM190 252V251H189ZM207 252V251H206ZM213 252V251H212ZM238 252V250L236 251V253ZM241 252H242V250H241ZM251 252V251H250ZM249 252V253H250ZM264 252V251H263ZM57 253H59V252H57ZM148 253H150V252H148ZM154 253V252H153ZM169 253V252H168ZM174 253H176V252H174ZM185 253H186V251H185ZM187 253H188V249H187ZM217 253V252H216ZM215 253V254H216ZM239 253V252H238ZM244 253V252H243ZM243 253H242V255H243ZM93 254V255H94ZM159 254V253H158ZM169 254H172L171 252L169 253ZM193 254H195V253H193ZM206 254V253H205ZM208 254V253H207ZM213 254V253H212ZM232 254H235V253H232ZM92 255V254H91ZM121 255V256H120ZM135 255H136V257H135ZM151 256V254H148V256ZM154 255V254H153ZM167 255V254H166ZM180 255V254H179ZM190 256H191V254H189ZM211 255V254H210ZM216 255H218V253L216 254ZM250 255V254H249ZM249 255H246V256H249ZM53 256V255H52ZM149 256V257H150ZM160 256H162V255H160ZM159 256V257H160ZM176 256V255H175ZM174 256V257H175ZM182 256V255H181ZM184 257H186L185 255H183ZM208 255H206V257H207ZM213 256V255H212ZM230 256V255H229ZM229 256L227 257V258H229ZM233 256V255H232ZM231 256V257H232ZM241 256V255H240ZM245 256V257H246ZM89 257V256H88ZM146 257V256H145ZM155 257V256H154ZM165 257H168V256H165ZM165 257H164V259H165ZM170 257V256H169ZM173 257V258H174ZM178 257H180V256H178ZM188 257V256H187ZM195 256H193V258H194ZM203 257V256H202ZM210 257V256H209ZM215 257H217V256H215ZM222 257V256H221ZM224 257V256H223ZM66 258V257H65ZM68 258V257H67ZM82 258V257H81ZM90 258V257H89ZM151 258V257H150ZM162 258V257H161ZM192 258V257H191ZM190 258V259H191ZM208 258V257H207ZM207 258H205V259H207ZM211 258V257H210ZM225 258V257H224ZM226 258V259H227ZM234 258V260H235V256L233 257ZM240 258V257H239ZM75 259V258H74ZM148 259V258H147ZM146 258L144 259V260H147ZM156 259V258H155ZM172 259V258H171ZM176 259V258H175ZM174 259V260H175ZM182 259V258H181ZM180 259V260H181ZM204 259V260H205ZM221 259V258H220ZM219 259V260H220ZM231 259V258H230ZM246 259V258H245ZM118 260V259H117ZM116 260V261H117ZM118 260V261H119ZM136 260H138V261H136ZM149 260V259H148ZM162 260V259H161ZM167 260V259H166ZM183 260H185V259H183ZM193 260V259H192ZM195 260V259H194ZM216 260V258L214 259V261ZM222 260H224V259H222ZM236 260H237V258H236ZM56 261V260H55ZM71 261V260H70ZM79 261V260H78ZM89 261H90V259H89ZM117 261V262H118ZM155 261V260H154ZM158 260H156L155 262H157ZM160 261V260H159ZM164 261V260H163ZM210 261V260H209ZM228 261V260H227ZM69 262V261H68ZM166 262V261H165ZM164 262V263H165ZM186 261H184V263H185ZM193 263L192 264H194V261H192ZM202 262V261H201ZM204 262H206V260L204 261ZM211 262V261H210ZM216 262V261H215ZM214 262V263H215ZM218 262V261H217ZM240 262V260H238V263ZM241 262H242V260H241ZM66 263V262H65ZM115 263V262H114ZM144 263V262H143ZM188 263V262H187ZM191 263V262H190ZM208 263V262H207ZM222 263V262H221ZM220 263V264H221ZM231 263H232V260H231ZM237 263V262H236ZM235 263V264H236ZM87 264H90V263H87ZM119 264V263H118ZM152 264H155V263H152ZM162 264V263H161ZM166 264H168V263H166ZM171 264V263H170ZM176 264V263H175ZM216 264V263H215ZM223 264V263H222ZM225 264H227V262L225 263ZM233 264V263H232Z\"/></svg>","mask_w":264,"mask_h":264}]
</instances>
